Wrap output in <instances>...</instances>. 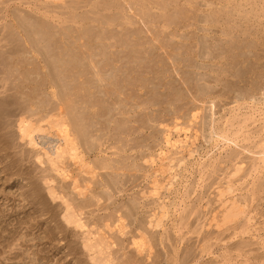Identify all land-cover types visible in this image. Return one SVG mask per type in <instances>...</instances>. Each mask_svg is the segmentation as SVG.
I'll use <instances>...</instances> for the list:
<instances>
[{"label": "bare ground", "instance_id": "bare-ground-1", "mask_svg": "<svg viewBox=\"0 0 264 264\" xmlns=\"http://www.w3.org/2000/svg\"><path fill=\"white\" fill-rule=\"evenodd\" d=\"M94 1H95V6L92 5V2H94ZM169 1L170 0H43V3L45 2V4H43L44 5L43 6V5H40L38 3L39 0H0V22L1 21H5V23H6L5 26L2 27V25H1V27H0L1 28V30H0V64H1L0 68H3L2 66H4V64H5V62H3V61H6V63H7V60L14 61L15 62L16 61L15 60L16 57H18V59H19L18 66L19 67H17V70L16 69L15 70L17 72H19L20 74L23 73L22 76H23V79L25 80V82L27 81V82L30 83L32 81V79L37 82L38 81V75H40L41 73L40 74L37 73L38 74L37 75L33 70H28L27 69L28 67L23 69V66L24 65H26V66L31 65L32 66V64H33L32 63V60L35 61V62H37L38 58H41V61L43 60V62L46 65L45 68L48 69V72H49V74H48L49 75V79H50L49 80V84L51 85V87L53 89H58L59 90L58 92H56L58 94L54 93V96L56 98H58L59 101H61L60 99L62 98V96L64 97V92H63V95L60 96L61 97L60 98L59 97V95H60L59 93H61V91H60V87L59 86H61V85L58 86V83L56 81V79H57L56 78V74H53V72H52L54 69L51 70L52 68L49 67L50 66V64H49L50 61L47 60V57L48 56L49 57H52L53 56V53L55 55V52L58 50V49H56L57 48L56 45L58 46L57 43L56 44L53 43L51 45V43L53 41H55V42L56 41L57 42L59 41V40H55L58 37H60V38L62 37L63 38L62 40L65 41L64 44H66V42H68V43H70V42H72V43H80L81 41H83L82 42L83 43V46L86 45L85 47L88 48V50H90L89 48L93 44V43H91V44L88 43L89 40L91 41V38L90 37L92 36V35L88 36L90 32H93V34L97 36L98 40L99 39L103 40V39H105V37L102 39L103 36H101L102 35L101 33L104 32L105 35L104 34L103 35L106 36L107 33L105 31L106 30L109 31L110 29H112V33L113 34L111 33V31H109L112 35H109L110 36L109 39L107 38L109 42H110V40H112V43H113V40L116 43H117V41L119 42V41H122L123 40L124 41L123 44H125L126 41H129V43H131V41H132L131 44H133L134 43V40H135L136 42L139 41L140 43H142L141 46L143 44H145V45L148 46L146 48H148L149 50H151V48H152V51H154L153 50V47H154L153 44L155 42H158V44H159V42H161V47H160V44H159V49H160V48H163L162 47V45H163V41L162 40L169 41V39H171V38H178V39L181 40L180 41V44L181 45H179V42H177V43L175 42L174 43L173 42L174 41L173 39H172V42H170V44L171 43L177 44L176 45L177 48H178V46L180 47L179 49L182 48V50H180L181 52L182 51H185L184 49L186 47L183 48V46L186 45L188 47L187 49L189 50V56L185 57V56H183V54L182 55H176L177 52L175 51L176 54L175 55L172 54L171 57H170L171 59H169L172 62L171 63L170 62L169 63L167 62L168 64H172L173 65V67L175 68L177 74H180L181 77L179 75H177V76L180 77V80L181 81L179 80V82L184 83V86L183 87H185V85H186V87H187L186 89H189V90H192V91L194 89L197 90L196 91L197 93L194 92V94L196 93V95H195L194 98L196 99V97H197V100H200V102L201 101H205V98L206 97H208L209 99L210 98H212V99L213 98H219L222 103H223V101H224L225 98H226V100H227V98L228 99L229 98H232V99L235 98L236 99V102H237L236 103L237 104V107H233L235 109H233L232 111L229 110L231 112L230 113V116L228 115L229 117L226 116V117L221 118V119H223V121L217 123L216 126H215V128H212L214 130L213 131L214 137L211 139V140H213V144L215 145V147L221 146L220 147L221 151H226L227 154L224 157H220V158L217 157V159H215L217 161L216 165H214L215 164L214 163L215 161H213L212 164H207L209 166H206L207 168H212V173L210 172L211 175L210 174L209 175L207 174L209 176L208 177L209 180L212 178L213 175L217 174L218 172H222L223 175H225L224 179H222V180H225L224 183H222L223 181H220L218 183L215 180L216 182L213 181L212 183L209 184L210 189H212V187L214 185H216V183L218 184L215 189L216 190L218 189L217 196H219V197H218L217 200L221 201V203H220L221 206H219V207H221L222 209L219 212H217V209H215L214 211H212L213 213L211 212L212 213V216H210L208 219L204 217L205 218V221L207 220L206 223L203 222L204 224H201V226L194 227V224L192 222H190V219L195 214H197V216L196 215L195 216L198 219H200L201 213H202V212L199 213V211L197 210L196 205L193 206V209L190 212H187V209L186 208H185L186 210L184 209L181 212V211H179V208H180L181 205L177 201V199H175L174 201L171 200L172 201L171 203H165L166 201L165 202H161L160 201L161 199L160 200L158 199L161 203L160 204H157V207L153 210V214L151 216H149V217H151L149 219V221L145 222L144 220L140 219L141 218L140 217L138 223L140 222V228L141 229H142L143 224H146V223L149 224L153 228L164 227L165 220L167 218H168L167 220H169V217L171 216V214L174 213L175 216H176V219L179 218V220H178L179 222H177V224H175V227H174V229H175V236L177 237V240H175L176 238H173L175 236L172 235L171 233H170L171 235L168 234V233H165V236H167V234L169 235V239H167V240H169L171 242V244H172L171 246H172L173 249L166 250V251H168V253H166V254L167 255L170 254L171 256L169 257V260L170 261L167 260V261H164V262H168V264H189V263H192V262H195V261L199 260L200 258H203L204 257V254H208L210 252V249H211L210 243L212 242V240L214 241L215 238H216L215 240H217V241L219 240V242H223L224 239L225 238H228V237H234L235 238L236 236H242V239H243L244 238L243 236L244 235L246 236V234L248 235V233H249V228L247 226H249L248 224H250V223H248V224H245L244 223V225L241 226V228L238 226V224H240L239 221L241 220V218L244 215L247 214V209L246 208H248V207H246L247 205L245 206L244 203H247L248 200L250 201V199H245L246 198L245 197L241 201V200L236 199L235 196L228 198L227 195L228 196L230 194L233 195L232 193H235L234 191L240 190V189H238L237 184L238 185H241L240 183H242V181H244L246 178H248L249 176H251L252 173H254L256 175V173L258 174V173L264 171V138L261 139V137L258 135L259 136V139H261V141H260V143L257 142L254 146L256 147V149H260L261 150V151L256 152V153H260L262 155L259 157V159L258 158L257 159H254L251 162L252 167L250 166L251 167L250 170L249 169L245 170V168H244V167H246V166H244V163L246 161L242 158V156H243V155H241L242 152H239L240 150L237 151V150L231 148V145H233V144H234V146L235 145H239V142H238L239 139H240L241 142H245V143L246 142L248 143V142H250L252 140V138L250 137L252 135H249L250 134L249 133L250 131L248 132V129H249L248 126L250 125L249 122L253 118V113L256 114L259 111L253 112L250 115H244L243 114L244 116H242V119H240L241 117H239L241 114L240 115H237V113H238V110H241L242 107H244L245 105H248L249 104L248 101H252L253 98L256 97L255 94L257 95L258 92L260 93V91L262 90L261 87H262V85H264V27H263V29L260 32H258L257 31L258 30L257 28H256L257 29L256 31L255 30L253 31V27L256 26L254 24H252L251 26L250 25H248V26L246 25V28H245V27L239 26V24H237L235 22L236 21L235 20L236 19L235 16L238 15V14H241L242 15V13H245V14H243L241 18H243V16H244V18H246V20H247V22H249V24L252 22L251 21V19H252L251 16H253L254 18H255V16L257 17V14H254V12H248L249 10L248 11L247 10L246 11H243L242 5H239L238 4L239 1L241 3V2H243V0H203L204 2L206 1L205 2V7H206V5L208 7V9L206 11H203L201 9V5H203V4H201L200 1H197V2L194 1L195 3L194 2H189V5L192 7V9L194 8V10L192 11V13H190V15H192V16H190L188 18H184L182 16V12H180V10L178 8H174V9H176V11H174V9H172L170 7L173 3L171 4V3H169ZM203 1H202V3H203ZM236 1H238V3ZM59 2H61L62 4H59ZM175 3H177V2H175ZM206 3H208V4H206ZM186 4H187V1H186ZM215 4H219V5H221V7H218L219 5L217 7H215L216 6ZM125 5H127V6H125ZM125 7H128V8L126 9ZM240 8H242V9H240ZM82 9L84 10L83 13L81 11ZM228 9H230V10L227 11ZM59 10L61 11V14H60V12L58 14L57 11H59ZM71 10H72V12L73 11L74 12L76 11V13L73 14L74 12L72 13ZM255 10H256V8H255ZM78 11H80L81 13L78 14L77 13ZM181 11H184V10L182 9ZM62 12H64V13H62ZM200 12H201V14L202 13H205V15H201ZM234 12H235V14H234ZM65 16H68V17L66 18ZM136 16L139 19H135ZM96 17H98L99 19L96 18ZM173 17H175V19H173ZM234 17H235V19H234ZM54 18H56V19H63L64 18L65 20H63V21L61 20L60 21L61 22V26L60 25H54V23L51 21V19H54ZM231 18H233L235 20L234 23L231 22V20H232ZM238 18H239V16H238ZM57 22H59V20ZM60 22H59V24H60ZM185 22L188 23V24L186 25ZM231 23L233 25L234 24L235 25L237 24V27H233V25ZM239 23H241V22H239ZM241 24H243V23H241ZM255 24H257V23H255ZM259 25L261 26V23ZM142 26H144L145 28H147V31H148V33L150 35L148 33L145 34L143 32V27ZM239 27H242V28H245V29L249 28L246 31L247 33L249 31V34H247V35L254 36V37L256 36L257 37L256 38V41L255 40H251L250 38H248V39L246 38L247 39L246 41H245V38L244 39L242 38L240 40V38H241L240 34H239L238 37H236L235 34H234V32H235V30L237 31L239 29ZM153 28H159L162 31V32H160L161 34H157L156 32H154L155 29L153 31ZM242 28H240L241 31H242ZM118 29L120 30V33H121L120 36L118 34H115L114 33V32H116V30L118 32ZM188 29H194L195 31L193 33L191 32L192 34L180 33L181 31L188 30ZM218 29L221 31V37H227V38L229 37L230 40H227V39L220 40L219 38H217L216 34H218V32H220ZM170 30H172V31L170 32ZM240 30H238V32ZM200 33H202V34H200ZM243 33H244V31H243ZM90 34H92V33H90ZM218 36L220 37V35H218ZM254 37L252 39H255ZM88 38H90V39L88 40ZM92 38H94V37H92ZM257 39L261 41L260 44H258L259 42L257 41ZM46 41H48V43L42 44L43 42H46ZM84 41H85V43H84ZM96 41L97 40H95L93 42H96ZM255 42H257V43H255ZM27 43H29V45L31 44L30 45V47H31L30 49L25 48V46L27 45ZM87 43L89 44V46L87 45ZM105 43H106V41H105ZM120 43H122V42H120ZM129 43H127V44H129ZM138 43H134V44H138ZM155 44H157V43H155ZM166 44H168V43L166 42L164 46H166ZM170 44H168V45H170ZM120 45L121 44H119V47L121 48ZM171 45H173V44H171ZM100 46H102V45H100ZM103 46L104 47H102V48L104 49L106 47V45L104 44ZM129 46H130V44H129ZM135 46H137V45H135ZM67 47H69V46H67ZM108 47H109V45H108ZM110 47H109V49H110ZM170 47L174 48L173 46H170ZM65 49L68 50V48H65ZM77 49H79V48H77ZM179 49H178V51H179ZM187 49H186V51H187ZM243 49H245L244 52H243ZM83 50H85V49H83ZM88 50H86V51H88ZM134 50H135V52L137 51L136 49H134ZM144 50H145V47H144ZM116 51H117V49H116ZM246 51H248V52H246ZM104 52H106V51H104ZM118 52H120V49L118 50ZM146 52H147V50H146ZM65 53H62V55L64 56ZM91 53H93V52L91 51ZM111 53H116V52H113L112 51ZM153 53L154 52H152V54ZM229 53H231V54L229 55ZM233 53H234V56L232 55ZM58 54H59V52H58ZM80 54H82V53H80ZM98 54H99V52H98ZM121 54L119 55V58L121 57ZM132 54H133V50H132ZM167 54H168V52H167ZM107 55H109V54H107ZM112 55H114V58L116 57V60L114 58L113 59L115 61H117L118 58H117L116 54H112ZM55 56H57V54ZM139 56H138V59L140 58ZM149 56H150V58L152 57L151 55H149ZM97 57H99V55H96V57L95 56L94 57H91L92 61H90V62H93L92 63L93 64V68L92 69L96 71V73H95V75L93 77H95V76L96 77H100L101 76L100 75L101 72H103V71L99 72L100 70H102V68H100L102 66H100L101 65V61L99 59L97 60ZM127 57H129V55ZM145 57H141V58H143V60L144 59L146 60V58L148 57V54H147V57L146 58ZM109 58H111V56ZM150 58H149V60H150ZM165 58H164L163 62L164 61L166 62L167 58H166V60H165ZM195 58H199L200 60L207 61L209 63V65L207 64L205 66L204 65L199 66V65H201L200 63H199V65L198 64L196 65L197 62L194 63V59ZM88 60L89 59L86 56V59H84V63H85V61L87 62ZM105 60H107V58H105ZM121 60L123 61V58ZM126 60H128V59H126ZM154 60L155 59L153 57V59L151 60V62L153 61V63H154ZM109 61H111V64H112V61H113L112 58H111V60L109 59ZM122 61H121V63H122ZM160 61L162 62V59ZM8 63L10 64V66H9V68H10L12 62L11 63L8 62ZM16 63H15V65H17ZM54 63H56V62H54V61L52 62L53 66H54ZM153 63H150V64H153ZM82 64H80V65H82ZM86 64H88V63H86ZM111 64H109L110 68L113 69V71H111V72L113 73L114 70H116V72L114 74L117 73V75H118V72L117 71H120V70L115 69V67H113L114 65L111 67ZM168 64H165V63L164 64H160L162 67L160 65H158L160 67V70L157 69V71H161L162 70L161 73H163V75L161 77L163 78V76H164V78H163L164 79V82L168 83L167 85L166 84L165 85L164 84L163 85L160 84L161 87L163 88L160 91V93L163 94L162 97H164V102L165 103L168 102L171 99V97H172L171 95H170L171 97L168 96L169 95V92L174 93V95L176 97V99H174L175 102H176V100H178L180 102L181 101V99H180L181 93L188 92V91H186L185 89H184L185 91L182 90V88L179 86L180 83L177 82L178 80H176V77L174 78V75H173V79H172V73H170V71H172V67H171V70L169 71L170 65L168 67ZM220 64H222V65L218 69V65H220ZM245 64H247V65L245 66V68H243V66ZM6 65L7 64H5V66ZM38 65L36 66L37 68H38ZM80 65H78V66H80ZM149 65H147V66L144 65V68H145V66L148 67ZM55 66H56V64H55ZM158 66L155 65V66H149V67L150 68L151 67L154 68V67H158ZM149 67L146 68V69L149 70ZM99 68H100V70L98 71ZM153 68H151V69H153ZM200 68L201 69L202 68L205 69L204 71H207L208 74L210 73L212 75H210V74L209 75L208 74L205 75L204 73H201V74L196 73V69L199 70ZM141 69H142V67H141ZM146 69H144V73L147 72ZM1 70L2 69H0V72H1ZM37 70H39V68L36 69V71ZM145 70H146V72H145ZM106 71H108V70H106ZM154 71L156 72V70H154ZM154 71L153 72L151 71L152 74L155 73ZM2 72H3V70H2ZM151 72H149V73H151ZM86 73H88V71ZM122 73H123V71H122ZM122 73H121V75H123ZM0 74H1V77H0V89L2 90V91L0 90V132L1 131H5L6 132V134L5 133L1 134L2 137H3L4 134H5L4 138L6 137V139H9V138H13L14 137L13 135H15V134H11L10 131H9L10 130L9 128H10L11 125L8 127L7 126V124H8L7 122L8 121H5V120L6 119L8 120V118L11 119V117L12 118L15 117L17 112H20V114L22 113V115H24V116L21 115V118L17 119V121H16V122H18L16 124H18L17 127H18V130H19L20 139L22 141L23 140H27L29 146H32L34 149H38V150L41 149V151H42V152L40 151V153L36 152L37 150L34 151V152H36V154H34V157H33V155L32 156L27 155V154H29L28 152L26 153V155L29 158L30 157H33L35 159V160L33 159L34 162L35 161L38 162L40 164V166L41 165H44V164L46 165L47 163H48L47 165H50V168H48L49 170H46V171H48L49 174H46V171L45 170L43 171V180H44L45 184H48V187H47V190L48 191H47V193H48L49 197H51V199H53L54 201L61 200L63 202V204H64L63 206H65L64 207L65 208V212L63 211V213H64V215H63L64 222H66L67 226H73L76 229H80V230L86 229V232H84L85 236L82 237L83 240H81V241H83L82 242V244H83L82 245L83 252L85 254H87V253L89 254V256L91 258L90 261H92L94 264H116L117 261L114 263V261L116 259L114 257L115 254L113 253V246H114V242L113 241L114 240L112 241L110 239L111 238L110 236L107 237V235H108L107 229L109 230V232L112 230V224H110V219L108 221H104V217H105L104 216L102 220L101 219L96 220L97 219L96 218L94 221H92V220L90 221L89 220L87 222V221H84L83 220L84 218H82V216L85 214L84 212L87 211L86 209H88L89 204L92 205V203L96 202L94 199H98L97 202L98 201H101V200L103 201V200H105V196L108 197L110 195L109 192H108L109 195H106L105 194V192L108 191V190L104 191V193H103V191L101 192V190L99 191V188L98 187L100 185L97 187L96 185H98V184L97 183H94V178L96 176H99L98 171L100 172V171H104V170L107 171L108 169L109 170L110 169L111 170L114 169L115 171L124 172V171H122V169L127 170L129 167H131V165H126L125 166L122 163V160L121 159H120L121 161L119 160V162H118V160L115 159V162H114V163H116V165H115L112 160H111L112 161L111 162L108 159H106V158L104 159L102 157V154H104L105 151H106V150H104V147H106V144L109 143L112 139L110 137L111 135L106 139L105 133L103 134V132H102L104 129L106 130V128L105 127L103 128V126L101 125V128L103 129L102 130L99 127L97 128V125L99 124V126H100V123H102L101 121H103V119L105 117H106L105 119H107L109 123H110V121H114L113 123H115V122H117V119H116L117 115H123V116L130 115L131 112L135 109V106L131 105L132 103L130 102L131 103L130 104L131 106L129 107L128 106V103H129L130 100L129 99L127 100L126 98L125 99L128 101V103H126L127 105L122 103V102H124L125 99H123L122 101H119L120 95L124 93V92L122 93L121 90H123L124 88L121 89V90L118 88V85L117 84H119V82L117 83L118 80L116 81L115 77L113 76L114 79L112 80V84L114 85L115 84L114 81H115L116 82L115 85L117 87L116 86L115 87L113 86V89L110 88L111 90H114V88H115V90L112 93L110 92L111 95L110 96L108 95V96H109V98L111 96L114 97L115 98V101H113L114 102L113 104L111 103L112 101L111 102L109 101L110 103H108V105L106 104L107 105L106 107L105 106L101 107V109L102 108H105V110H106L104 113L103 112L101 113V116H98V115L95 114L97 116V117H95V116H93L94 114L93 115L91 114V107L89 106V103L90 102H89L88 99L87 100H88L89 103L86 101L88 104L87 103H84V106L81 105L82 102L80 100L83 98V101H84V97H82L81 99H78L79 102H81V104L78 103V105H81L82 107L81 106L80 107L82 109H81V111L78 112V115H76L75 118L74 117L72 118V116H71L70 113L73 114V112L71 110H69L70 111L69 113H66L68 111L67 109L70 108V107H72L71 105L74 103V99L72 100L73 103H72L71 100H69V101H71V103H70L71 105L69 104V101L66 102V105L69 104L70 107H69V105L68 106L65 105V102H64L65 99L64 98H63L64 100H62L63 102L62 101L60 102V103H63L64 104V105L62 104L63 107L62 106L61 107L62 108L65 107V109H66L65 113L66 114L64 113V111H60V110L57 109L58 104L56 105V107H55V105L52 106L51 108L47 107L48 108V113L46 112V114H44L42 112L43 108H42L41 104L43 103V101H44V104H45L46 101L43 100L42 98H40V100H42V102H39V99L38 98L40 97V95L38 96L36 94L35 95V99H34L35 101L34 100L31 101L32 102V105L35 106V109L36 110L34 111V113L30 112L32 114H31V119H29L28 117H26L27 116L26 114L29 115L28 112L30 110L28 109V107H26V108L24 107L27 104L25 103L24 106H22L23 104H21L22 107L20 106V104L18 106V103H19L18 101H19V98L20 97L19 98H16L15 96H17V95L14 96V93L15 92H13V94H12L11 88H10L11 84H9L10 86H8V83L11 80V78H10L11 77L10 76L11 74L10 75L8 74L7 69H6V74H7V76L9 75L10 77H5V76L2 77L3 74L2 73H0ZM103 74L108 76V74H105L104 72H103ZM109 74H110V76H112V74L110 72H109ZM158 74H160V72H158ZM4 75H5V73H4ZM14 75L17 76V74H14ZM14 75L12 74V76H14ZM130 75H128V76H130ZM150 75H149V77H147L148 78L147 80H149V79L151 80ZM200 75H202V76H200ZM81 76H82V73H81ZM155 76H152L151 75L152 78L153 77L155 78ZM102 78H104V80H105L107 77H102ZM108 78H110V77H108ZM154 78L152 79L153 82H154ZM162 78H159V80L161 81ZM136 79H138V78H136ZM15 80L14 81L17 82V80L18 81L19 80L21 81L22 79L15 78ZM24 80H22L23 81V84H24ZM147 80H145V81L142 80V83H146ZM157 80L158 79H156V81ZM159 80H158V84H159ZM210 80H213L214 83H216L215 84L216 85L215 87H218V88L220 87V88L219 89L217 88L218 90L212 89V88H208L209 86H207L206 84H208V82ZM78 81H79V79H78ZM97 81L98 80L95 79V82L96 83H97ZM156 81L154 82V84L156 83ZM92 84H93V82H92ZM136 84H137V82H136ZM158 84H155V86L158 85ZM17 85H19V84L17 83L16 86ZM67 85L68 86H71L70 84H67ZM180 85H182V84H180ZM19 86H17V87H19ZM40 86H39V88H40ZM86 86H87V84H86ZM102 86L105 88L106 85L105 86L102 85ZM107 86H109L108 83H107ZM133 86H135V85H133ZM159 86H158V88H159ZM119 87H121V85H119ZM12 88L15 89L14 86ZM26 88H27V86H26ZM64 88H67V87H64ZM97 88H98V86H97ZM141 88L146 89L148 91V93L151 91V90L149 91V86H147V85L146 86H141ZM152 88H150V89H152ZM29 89H30V87H29ZM34 89L32 88V91ZM67 89H65V90H67ZM85 89L87 90L88 88H85ZM94 89H95V92H96V88L93 87V91H94ZM39 90H42V89H39ZM73 90H71V91H73ZM98 90H100V89H98ZM125 90H126V88H125ZM152 90H155V91L158 90L157 92H159V89L153 88ZM16 91H17V89H16ZM21 91H22V89H21ZM32 91L31 92L29 91V93H31V94H29L27 92V94H29V96L26 94V96H28V98L25 97V99H28V102H29V100H30L31 97L34 98L32 96L33 95L32 93H34L35 90L33 92ZM83 91H84V87H83ZM109 91L110 90L108 89L107 92H109ZM147 91H146V94L148 96ZM182 91H184V92H182ZM36 92H37V90H36ZM39 92L40 91H38L37 93H39ZM98 92H96V93H98ZM104 92H105V90H104ZM99 93L102 94V92H99ZM156 93H153L154 94L153 96H155V95L158 96ZM23 94H24V92H23ZM77 94H78V92H77ZM125 94H126V92H125ZM132 94H133V92H132ZM134 94H135V92H134ZM70 96H71V93H70ZM81 96H83V95L81 94ZM84 96H86V95H84ZM100 96L102 97V95H100ZM100 96H99V98H100ZM103 96H106V95L104 94ZM133 96L135 97V95H133ZM142 96H140V97H142ZM89 97H90V95H89ZM150 97L153 98L152 96H150ZM162 97H159V99L162 98ZM165 97L166 98H170V99L167 101V99ZM189 97H191V96L189 95ZM130 98H132V97H130ZM155 98L157 99V97H154L151 100L152 101H154V100L157 101ZM67 99H68V97H67ZM67 99L65 101H67ZM121 99H122V97H121ZM138 99H139V97L136 98V102L137 103H138V101H137ZM165 99H166V101H165ZM182 99L184 100V98H182ZM23 100H22V102L24 103L26 100L25 101H23ZM48 100L50 101L51 99L49 98ZM48 100H47V102H49ZM75 100H77V99H75ZM144 100H146V99H144ZM215 100L213 99L212 102L215 101ZM229 100H231V99H229ZM161 101L162 100L160 99V103L158 101H157V103L154 102L155 103L154 106L159 105V107H160L161 106ZM106 102H107V100H106ZM145 102H144V104L142 106H146L145 105ZM151 102H149L150 105H153V103L151 104ZM164 102H163V104H164ZM212 102H210V103H212ZM253 102H254V104L252 106V109H256V110H259V108L261 106L260 104H264V102H258V101L256 102V100L253 101ZM170 103H172V100H170ZM231 103H233V102L231 101L229 104H231ZM52 104L53 103H51V105ZM175 104H174L175 109H177V110L179 109L181 111V108H183V107L181 106L179 108V105L180 104H178V103H177L178 104L177 105L178 107H176ZM75 105H77V103ZM135 105H137V104H135ZM197 106L196 107L188 106V107H190V108H188V112L190 114V118L188 117L189 119H187L182 124L178 123V121H179L180 118H179V115H177V114L176 115L174 114V116H173L174 122H172L171 124L169 123L170 122V119H169V122H167V123L164 122L163 125H164L165 130L163 129V132L160 133L161 136H162V141L160 142V144L158 143L159 144V148L157 147L158 144L155 147L153 145H151V146H153V149L156 148V147L158 149L156 151L150 152L149 154H145L144 152H143L144 153L143 154L142 151H141L142 156L140 154L141 159L145 163H149V164H152L154 166V164H157V163L160 162V164H158V166H157L158 169L154 171L155 174L156 173H160V174L164 175V174H166V173L169 172V176H168V179H167L169 181L167 183V185L170 186V187H167V190H169V191H170V189L172 187L175 186L174 185V181L176 180V177H178V173H177L176 170H178V168L181 167V166H183V165H185V167H186L187 166V161L186 160L188 159L187 156L192 157L194 155V152H196V150H197L196 149L194 151V150L191 149L192 146L191 145L189 146L190 142H192L194 144L195 141L198 140V138H199L198 137V133L201 130V129L200 130H196L194 127H191V124L192 123L194 124L200 118L199 117V114L200 113L198 112ZM201 106H202V104H201ZM73 107H75V109H76L77 106H74L73 105ZM138 107H139V105H138ZM147 107L148 106H146V108ZM184 107H185V105H184ZM203 107H204V105H203ZM222 107H223V105H222ZM22 108L25 110L24 112H23ZM136 108H137V106H136ZM223 109H224V107H223ZM61 110H64V109H61ZM167 110L168 109H166L164 111H167ZM170 110H171V108H170ZM177 110H175L176 113H177ZM185 110H187V109H185ZM260 110L262 111V108ZM73 111L76 112L77 110H73ZM96 111L99 112V109L96 110ZM56 112H59V113H56ZM167 112H169V111H167ZM171 112H172V110H171ZM158 113H160V112L157 110V114ZM161 113H162V110H161ZM173 113H175V112H173ZM75 114L76 113H74L73 115H75ZM170 114L171 113L169 112V115ZM201 114H204V109H203V111H202ZM246 114H248V113H246ZM135 115H137V114H135ZM135 115H133V116H135ZM138 115H141V114H138ZM146 115H147V113H146ZM148 115H150V118L147 117L149 119L148 122H151L152 120L150 121V119H151L152 116H151L150 113ZM158 115H160V114H158ZM162 115L163 114H161V116ZM169 115H166L165 114V116H169ZM133 116H131V117H133ZM141 116L143 117V115H141ZM165 116H163V117H165ZM207 116H209V115H207ZM32 117H37V119L35 121H32L33 120ZM131 117H130V119L132 120ZM136 117H138V116H136ZM136 117H135V119L133 118V121L136 120ZM144 117H145V114H144ZM155 117L156 116H154V120H157L158 119L157 121L160 122L159 118L156 117V119H155ZM138 118L136 120V123H138L137 122L138 121ZM166 118L167 117H165V119ZM201 118H203V117L201 116ZM118 119H120V118L118 117ZM142 119H144V118H142ZM171 119H172V117H171ZM12 120H14V118L10 120V123L9 124H11ZM124 120H125V118H124ZM128 120H129V118H128ZM139 120H140V118H139ZM145 120H147V119H145ZM145 120H143V122ZM166 120L168 121V119H166ZM163 121H164V119H163ZM163 121H161V122L163 123ZM141 122L139 123L140 125H141ZM5 123H7V124H5ZM44 123H46V126L45 127L42 126V124H44ZM251 123H252V121H251ZM12 124H13V122H12ZM122 124H120V125H122ZM5 125L7 127H5ZM105 125H107V124H105ZM115 125H117V127L119 126L116 123H115ZM12 126H11V129H12ZM213 126H214V124H213ZM142 128H146V127H142ZM149 128H150V130L153 129V127H150V126H149ZM149 128H147V130ZM161 128H163V127H161ZM192 128H194V132H195V135H193L194 136V141L193 140L191 141L192 136L189 135L190 133H192V131L188 134V132L190 130H192ZM116 129H118V128H116ZM204 130L201 131V132H204ZM53 131H55V132H53ZM132 131L129 132V133H132ZM173 131H175L178 134L177 135L178 137H174ZM154 132H157V131L154 130ZM182 132L185 133V137L184 138L180 136V134ZM136 133H138V132L136 131ZM258 133H260V132H258ZM40 134H46V136H40ZM157 134H158V132H157ZM153 135H156V134L153 133ZM211 135H212V133H211ZM156 136H154L155 139H156ZM159 138H161V137H159ZM15 139L16 138H14L13 140L12 139H9V140L10 141H15ZM109 139H111V140H109ZM5 140H3L2 138H0V143H2V145H3V142ZM9 140L7 142H9ZM116 140L118 142L120 139L118 138ZM147 140H149V139H147ZM121 141H123V140H121ZM117 142H114V144L117 143ZM123 143H124V141L122 142V144ZM7 144H11V145L13 144L14 145L13 142L12 143L9 142ZM122 144H120V145H122ZM149 144H148V146H149ZM250 144H251V142H250ZM13 145H12V147H13ZM124 145H126V144H123V146ZM139 145L140 144H138V147H136V148H139ZM240 145H242V144H240ZM3 146H5V145H3ZM7 146H9V145H7ZM126 147L127 146H124L122 150L125 151ZM131 147H127V149L128 148H131ZM141 147H143V146H140V149H141ZM145 147H146V145H145ZM9 148H10V151H11L12 149H11L10 146H9ZM13 148H15V146ZM111 148H115V147H111ZM247 148L245 147V149L244 148H242V149L244 151L248 150V151H250V152L253 153V150H251L252 148L251 149L250 148L247 149ZM180 149L187 151V154L185 155L182 152H176L177 150H180ZM0 150H2V149H0ZM173 150H175V151L173 152ZM3 151H4V149H3ZM10 151H9V153H10ZM248 151H246V152H248ZM5 152H6V150H5ZM90 152H92V153L93 152H97L99 154V157L97 158V160L94 163L93 162L90 163V161L88 162L86 160L87 159L86 158L87 157V154H89ZM7 154H8V152H7ZM23 154L25 156V153H23ZM31 154H33V153H31ZM170 154H172V155H170ZM254 154H255V152H254ZM10 155L12 156V154H10ZM10 155H9V157H10ZM27 156H26V158L25 157L24 158L27 159L28 158ZM89 156H90V154H89ZM137 156L139 157V155H137ZM137 156H135V157H137ZM6 157L8 159V156H6ZM117 157H118V155H117ZM0 158H1V156H0ZM45 158H47V161H44ZM126 158H127V155H126ZM1 160H2V158H1ZM28 160H32V159H28ZM19 161H20V157H19ZM166 161H167V163H166ZM2 162H5V161L3 160ZM9 162H11V160ZM22 162H23V159H22L21 163ZM28 162H30V161H28ZM120 162L123 165L120 164ZM10 164H7V168H8V166ZM13 164H16L17 165L18 163H13ZM71 164H73V165H77V164L79 165L80 164L81 165L80 168H83V169L86 168V170L84 171V174L86 173V176L88 175L87 177L90 176V179L89 180L87 179L88 181L87 180L86 181L83 180L84 183H82L80 180L76 179V175L73 172L75 170L72 171V169H71V166L72 165ZM173 164H175V165H173ZM119 165H120V167H119ZM138 165H139V163H138ZM139 166L133 165L134 168L135 167H137L138 169L139 168H144V167H139ZM176 167H178V168L176 169ZM206 167L204 166V168H206ZM14 169H15V167H14ZM8 170H10V169H8ZM114 170H113V172H114ZM130 170H127V172H129ZM140 170H142V169H140ZM174 170L176 171V173L175 172L172 173V171H174ZM26 172H28V171H26ZM130 172H132V171H130ZM147 172H145V173H146V176H148V177L151 178V180H152V182H151L152 187H151V190H149V192H147L145 194H147V197H148V195L149 196H152V197H158V196L161 195V189H163L165 187V185L158 180L157 176H155L154 174H152V176H150V173H148L149 174L148 175ZM8 173H11V172H8ZM18 173H17V176L18 175H21L20 174L21 172L19 174ZM242 173H243V175H242ZM24 174H26L25 171H24ZM125 174H126V172H125ZM205 174H204V171L201 170V173H200V180H201V182L202 181L204 182V179H205L204 178L205 177L204 175ZM102 175L103 174H101L100 176H102ZM112 175H115V174H112ZM119 175H120V173H119ZM121 175H122V173H121ZM132 175H133V173H132ZM135 175H133V176H135ZM217 175H219V173ZM255 175H253V176H255ZM104 176H103V178H104ZM57 177L60 178L61 181H62V183H65V184L67 183L65 181H68V180H71L72 181L73 180V184H72L73 186H71L72 189L69 187L70 185L67 186L69 184V181H68V183L66 185H64V184L61 183V181L60 182L57 181ZM31 178H29V179H31ZM86 178H84V179H86ZM112 178L116 179L117 178V175L114 176V177H112ZM174 178H175V180H174ZM235 178H237V179L235 180ZM79 179H81V177ZM106 179L107 178H105V180ZM114 179H112L110 183L107 182V185H108V188L110 189V191L113 189V192H117V191H114V187L118 186V182H116ZM117 179H119V178H117ZM256 179H257V177H256ZM256 179H254V181H253L254 183L253 184H250V185H253V188L252 189L250 188V191H248V192H250V194H249L250 195L249 196L250 198H252V197L254 198V196H257L258 194L260 195V193L261 194L263 193L261 191L264 189L263 188L264 183L263 184L262 183L261 184L260 183H255V180ZM125 180H127V179H125ZM172 180H174V181H172ZM107 181H109V180H107ZM124 183H125V181H124ZM101 185H102V183H101ZM37 187H39V186L36 184L35 181L30 182V187H29V190L28 191L31 193L30 196H31L32 200L34 199L36 201L37 200L39 201L38 202V205H39V203H41V202H43L45 200V197H42L43 194L41 195V192H37V190H38ZM206 187L209 188L207 185H206ZM116 189L117 188H115V190ZM203 189H205V188H203ZM210 189H208V190H210ZM40 190H38V191H40ZM32 191H34V192H32ZM118 191H119V189H118ZM185 191H187V190H185ZM200 191H201V189H200ZM88 192L91 194V198L90 199H93V201L92 200H89L92 203L91 202L90 203L88 202V198H89L87 196ZM140 192H142V191H140ZM192 192L194 193V191H192ZM208 192H206V194ZM118 193H121V192H118ZM177 193H178V191H177ZM142 194L144 195V193H142ZM40 195H41V197H39ZM114 195H115V193H114ZM185 195H187V194H185ZM188 195L189 196H192L190 194H188ZM144 196H146V195H144ZM78 197H82L83 199L82 200H79ZM112 197H114V196L112 195ZM183 197H184V195H183ZM222 198H224V199H222ZM41 199H43V200L41 201ZM197 199H198V197H197ZM163 200L164 199H162V201ZM202 200H205V198L203 196H200L199 201H198L199 202V205H200V203H201ZM106 201L107 200H105V202ZM132 201L135 202L136 200H132ZM180 201H181V204H182V202L183 203L185 202V200L184 201L180 200ZM219 201H217V203ZM250 202H252V201H250ZM250 202H248V203H250ZM44 203L45 202H43V205H44ZM252 204H253V202H252ZM40 205H42V203ZM127 205H128L129 212L128 213H125V214L122 213L121 215H119V217L117 218V220L113 223V227L115 228L114 230L117 229L118 230V233L120 235L121 234H123V235L126 234V230L130 227V226L128 227V225H126V222L129 219L130 214L132 212L133 213L135 212L133 210L134 209L137 210V208H135L134 205H133V208H132V205L131 206L129 204H127ZM136 205L138 206L137 203H136ZM250 206H252V205L250 204ZM40 207H42V206H40ZM47 207H49V205L46 206V210L48 209ZM108 207H107V209H109ZM42 208L45 209V207H42ZM122 208H121V210H122ZM98 209H100V208H98ZM117 211H120V210L117 209ZM215 211H216V213H215ZM14 212H12V213L10 212V213L13 214ZM0 213H1L0 214V220L2 218L7 217L8 215H11V214L6 213V211L1 212V210H0ZM48 213H50V212H48ZM209 213H210V211H209ZM208 216H206V217H208ZM134 217L136 219V216H134ZM247 217L249 218V216H247ZM256 217H257V215H256ZM100 218H101V216H100ZM130 219H131L130 221L133 222L134 219L132 220V215H131V218ZM251 220H252V218H249L248 219V222H250ZM213 224H214V226H213ZM138 225L139 224H137V226ZM241 225H242V223H241ZM207 226H209L208 229H210L211 226H213V228L215 227L218 230L219 229H222L223 230V229L226 228L225 230H227L228 232H230L228 229H230V228L233 229L234 228L235 229V230L233 229L234 230V233H233L234 235L230 236V235L227 234L228 235L227 237H225L224 239H220V237L223 238L222 236L224 235V233H219L218 234V237H214V235H211L210 233H205V232H208V231L204 230V229H206L204 227H207ZM143 227H147V226L144 225ZM93 229H96L97 232H93ZM105 229H106L107 233H106V231H104ZM141 229L140 230L138 229V234L137 235H134L131 238L132 239V243L131 244L135 248V251L140 256L141 255H144L145 254L144 252H146L145 257L147 255V258H148L147 260L152 259V261H151L152 264H157V262L161 260V258H160V260H157V258L159 259V256H161V254L160 255H159V253L156 254V257L154 258L153 257V253H154L153 251L156 250L154 248H158V247H155L154 246V242H156V240L158 241V237L156 238L155 233L148 234L147 232H145L144 231L145 228H143V230H141ZM185 229L187 230V232L184 233L183 230H185ZM96 230H94V231H96ZM164 230L165 229H163V231ZM257 230L258 229H256V231ZM54 231H53V234L51 232V234H50L51 236L49 237V240H51L52 242H54L57 239V237L55 235L56 233H54ZM203 231H205V232L202 233ZM238 231H241V232L239 233ZM166 232H167V230H166ZM181 232H183V233H181ZM149 233H151V232H149ZM188 234H190V235L191 234L192 235L193 234H196V235H198V236L201 237V239L199 241L200 248H201V251H199V253H200L199 255H197L195 253V250L193 249V245H191L190 243H187V245H185L186 246L185 249L183 250L184 251V256L182 255V252L183 251L181 252V256H180V251L182 250V249L180 250V244L183 241H185L186 236ZM213 234H214V232H213ZM220 235H222V236H220ZM47 237H48V235H47ZM161 238H162V236H161ZM188 238L186 240H188ZM3 239L4 240H7L5 238H3ZM242 239H240V240L238 239L239 242L236 243L235 245L231 246L230 248H228L229 250L227 248L226 249L224 248L225 251L224 250H223L224 252L222 251L223 253H221V257H220L222 259L221 261L213 260L214 262L215 261L216 262L215 263H205V264H250L252 261H255V260L256 261H262L264 263V254H259L258 253V250L259 249L253 248L254 249L253 250L252 249V245H253L252 242L250 243V241H246V240H244V239L242 240ZM41 240H44V238H41ZM117 240L118 239H116V242L115 243L116 244H121L119 242L117 243ZM164 240H166V238ZM231 240H232V238H231ZM263 240H264V237H263ZM41 242H43V241H41ZM159 242H160V240H159ZM217 243L218 242H216V244ZM161 244L164 245L165 249H167L169 247V246L165 245V244H168V243H165L164 244L163 242H161ZM159 247H160V245H159ZM247 248H249V249L247 250ZM262 248H264V242H263ZM11 251H10V253H11ZM73 251H75V250L72 249L71 252H73ZM254 251H257L258 254L256 252H254ZM5 252L6 251H4V254H5ZM76 253H78V251H76ZM254 253H256V254H254ZM6 254H7V252H6ZM67 254L69 255V253H67ZM252 254H254V255L252 256ZM74 255H76V254H74ZM124 255H125V252H124ZM157 255H159V256H157ZM14 256H16V254ZM71 256H73V255L71 254ZM17 257H18V254H17ZM117 258H119V256ZM8 259L10 260V258H8ZM4 260H5V258H4ZM45 260H48V258L43 257V256H40L37 253V256H35V258H33L30 262H31V264H46ZM119 260H121V259H119ZM127 262H126V264H127ZM82 263H83V261H81V264ZM121 263H122V260H121ZM117 264H118V262H117Z\"/></svg>", "mask_w": 264, "mask_h": 264}, {"label": "rangeland", "instance_id": "rangeland-1", "mask_svg": "<svg viewBox=\"0 0 264 264\" xmlns=\"http://www.w3.org/2000/svg\"><path fill=\"white\" fill-rule=\"evenodd\" d=\"M186 1H187V4H186ZM197 2V1H200L201 2V4H203V5H201V9L203 10V11H206L207 9H208V7H207V5H206V7H205V2L203 1V0H170L169 1V3H173L170 7L172 8V9H174V8H178L179 10H180V12H182V16L184 17V18H188V17H190V16H192V15H190V13H192V11L194 10V8L192 9V7L189 5V2ZM202 1H203V3H202ZM247 1V2H246ZM250 1V2H249ZM41 2V3H40ZM175 2H177V3H175ZM179 2V3H178ZM194 2V3H195ZM237 3H238V1H236ZM255 2V3H254ZM40 5H43V4H45V2L43 3V0H39V2H38ZM236 3V4H237ZM242 3V4H241ZM240 3V1H239V5H242V8H243V11H248V12H254V14H257V17L255 16V18L253 17V16H251V18L253 19H251V23L249 24V22H247V20H246V18H244V16H243V18H241L242 17V15L243 14H245V13H242V15L241 14H238V15H236L235 17H236V19H235V17H234V19L236 20H234L233 18H231L232 20H231V22H233L234 23V21L237 23V24H239V26H242V27H245L246 28V25L248 26V25H252V24H254V25H256V26H254L253 27V31L255 30H257L258 32H260L262 29H263V27H264V0H243V2H241ZM58 4V3H57ZM59 4H62L61 2H59ZM58 4V5H59ZM176 4V5H175ZM206 4H208V3H206ZM92 5L93 6H95V1L94 2H92ZM216 5V6H215ZM214 6L215 7H217L219 4H215ZM44 6V5H43ZM125 6H127V5H125ZM179 6V7H178ZM183 6V7H182ZM218 7H221V5H219ZM126 9L128 8V7H125ZM242 8H240V9H242ZM255 8H256V10H255ZM184 10V11H181V10ZM230 9H228L227 11H229ZM82 11V13L84 12V10L82 9L81 10ZM87 11V10H86ZM174 11H176V9H174ZM58 12V14H59V12H60V14H61V11L59 10V11H57ZM71 12H72V10H71ZM74 12V11H73ZM72 12V13H73ZM256 12V13H255ZM258 12V13H257ZM62 13H64V12H62ZM76 13V11L73 13V14H75ZM78 14L79 13H81L80 11H78L77 12ZM157 14V13H156ZM184 14V15H183ZM199 14V13H198ZM200 14H201V12H200ZM199 14V15H200ZM234 14H235V12H234ZM260 14V15H259ZM201 15H205V13H202ZM241 15V16H240ZM44 16V15H43ZM61 16V15H60ZM238 16H239V18H238ZM63 17V16H62ZM66 18L68 17V16H65ZM64 17V18H65ZM56 19V18H54V19H51V21L54 23V25H60L61 26V20L63 21V20H65V19ZM96 18H98V17H96ZM99 19V18H98ZM135 19H139V18H137V16L135 17ZM173 19H175V17H173ZM240 19V20H239ZM242 19V20H241ZM59 20V22H60V24H59V22H57ZM178 20V19H177ZM244 20V21H243ZM246 20V21H245ZM256 20V21H255ZM182 21V20H181ZM239 22H241V23H243V24H241V23H239ZM186 23V22H185ZM245 23V24H244ZM247 23V24H246ZM255 23H257V24H255ZM261 23V26L259 25V24ZM4 24V25H3ZM5 21H1L0 22V27H1V25H2V27L3 26H5ZM188 23H186V25H187ZM232 24V23H231ZM237 24L234 26L233 24V27H237ZM245 25V26H244ZM258 25V26H257ZM263 25V26H262ZM249 26V27H250ZM143 27V32L145 33V34H147L148 33V31H147V28H145L144 26H142ZM175 27V26H174ZM242 27H239V29L238 30H240V28H242ZM145 28V29H144ZM245 28H242V31L240 30L239 32H238V30L236 31L235 30V32H234V34H235V36L236 37H238L239 36V34H240V36H241V38H240V40L243 38H245V41L248 39V38H250L251 40H255L256 41V36L254 37V36H250V35H247V34H249V31H248V33L246 32L249 28H247V29H245ZM255 28V29H254ZM257 28V29H256ZM60 29V28H59ZM154 29H155V31H154ZM0 30H1V28H0ZM219 30V29H218ZM59 31V30H58ZM57 31V32H58ZM105 31V30H104ZM109 31H111V33H112V29H110ZM109 31H105L106 33H107V37L106 36H104L105 35V33L104 32H102L101 34V36H103L102 37V39L105 37V39H103V40H101V39H99L98 40V38H97V36L96 35H94L93 34V32H90V33H92V34H90L89 33V35L88 36H90V35H92L90 38H91V41L89 40L90 38H88V43L89 44H91V43H93L92 44V46L89 48L90 50H88V48H86L85 46L86 45H84L83 46V41H81L80 43H72V42H70V43H68V42H66V44H64L65 43V41L64 40H62L63 38L61 37H58V38H54L55 40H59L58 42L56 41H51L52 43H51V45L53 44V43H57L58 44V46L60 47H58L57 45H56V49H58L56 52H55V55L57 54V56H55L54 55V53H53V56L52 57H49L48 55V57H47V60L48 61H50V66L49 67H51L52 69L51 70H53L52 72H53V74H56V81H57V83H58V86L59 85H61V86H59L60 87V91H61V93H59L60 95H59V97L60 96H62L63 95V92H64V97L62 96V98L60 99L61 101L62 100H66L67 99V97H68V99H67V101H65L64 100V102H65V105H66V102H68L69 100H73L74 99V103L76 104L77 103V105H75L74 103H73V101H72V105L70 104L71 103V101H69V104L72 106V107H70V105H69V107L70 108H68L67 110V112L66 113H69L70 111L69 110H71L72 112H73V114L74 113H76L75 115H73L72 113H70L71 114V116H72V118L74 117H76V115H78V112L79 111H81V105H83L84 106V103H87L88 102V100H89V106L91 107V114L93 115V116H95V117H97L96 115H98V116H101V113L103 112H105L106 110H105V108H102L101 109V107H103V106H107L108 105V103H110L111 101V103L113 104L114 102L113 101H115V98L114 97H110L109 98V96L111 95V93L115 90V88H114V90H111V89H113V86L115 87L116 85V82L114 81V85L112 84V80L114 79L113 78V76L115 77V79H116V81H117V83L119 82V84H117L118 85V88L121 90V89H123V90H121L122 91V93L123 94H121L120 95V99H119V101H122L123 99H129L130 101H129V103H128V101L125 99L124 100V102H122L123 104H126V103H128V106L130 107L131 105H133V106H135V109L131 112V114L130 115H125V116H123V115H117V117H116V119H117V122H115L116 124H118L119 126L117 127V125H115V123H113L114 121H110V123L108 122V120L107 119H103V121H101L102 123H100V126H99V124L97 125V128L99 127L100 129H102L101 128V125L103 126V128L105 127L106 128V130L104 129H102L103 131V134L105 133V137H106V139L110 136L111 137V139H109V140H111L109 143H107L106 144V147H104V150H106L105 151V153L104 154H102V157L105 159H108L109 161H113V163L115 162V159L116 160H118V162H119V160L121 159L122 160V163L126 166V165H131V167H129L127 170H130V171H132V172H127V170H124V169H122V171H124V172H119V171H115L114 169V172H113V170H104V171H98V174H99V176H96L95 178H94V183H97L98 185H96L98 188H99V191L101 190V192L103 191V193H104V191H106V190H108V191H106L105 192V194L106 195H109L108 197H106L105 196V200H107L106 202H105V200H101V201H98L97 202V200L98 199H94L96 202H94V203H92L91 201H89V200H92L93 201V199H90L91 198V194L88 192V194H87V196L89 197H87L88 198V202L90 203H92V205H90L89 204V206H88V209H86L87 211L86 212H84L85 214L82 216V218H84L83 220L84 221H94L96 218V220H99V219H103V217H104V221H108L109 219H110V224H112V230L109 232V230L107 229V231H108V235H107V237L108 236H110L111 238V240L114 242V246H113V253L115 254L114 255V257H115V261H114V263L117 261L118 262V264H126V262H127V264H152V259H150V260H147L148 258H147V255H146V257H145V254H146V252H144L145 254L144 255H139L136 251H135V248L132 246V237L134 236V235H137L138 234V229L140 230L141 228H140V222L138 223V221H139V218L140 219H142V220H144L145 222H147V221H149V219L151 218V217H149V216H151L152 214H153V210L157 207V204H160L161 202H165V203H171L172 201H174L175 199H177V201L180 203V208H179V211H181L182 212V210H184L185 208L187 209V212H190L192 209H193V206H195L196 205V207H197V210L199 211V213L200 212H202L201 213V217H200V219H198L196 216H197V214H195V215H193L192 216V218L190 219V222H192L193 224H194V227H199V226H201V224H204V223H206V221H205V218H209L210 216H212V211H214L215 209H217V212H219L222 208L221 207H219V206H221L220 205V203H221V201H219V200H217L218 199V197L219 196H217V193H218V189L216 190L215 188L217 187V183H216V185H214L213 187H212V189H210V187H209V184L210 183H212L213 181H217L218 183L220 182V181H223L222 183H224V181L225 180H222V179H224V177H225V175H223V173L222 172H218L219 173V175H217V174H215V175H213L212 176V178L209 180L208 179V175L210 174L211 175V173H212V168H207L206 166H209V165H207V164H212V162L213 161H215L213 164L214 165H216V163H217V161L215 160V159H217V157H224V156H226V154H227V152L226 151H221V149H220V147L221 146H217V147H215V145L213 144V140H211L213 137H214V134H213V129L212 128H215V126H216V124L217 123H219V122H221V121H223V119H221V118H223V117H226V116H230V111H232L233 109H235V108H233V107H237V102H236V99L235 98H229V99H231V100H229L228 98H227V100H226V98L224 99V101H223V103L221 102V100L219 99V98H213L215 101H213L212 102V98H208V97H206L205 98V101H201L200 102V100H197V97H196V99L194 98L195 97V95H196V91L197 90H189V89H186L187 87H186V85H185V87H183L184 86V83H182V82H179V80H180V74H177V72H176V70H175V68L173 67V65L172 64H168L169 62L171 63L172 61H170L169 59H171L170 57H171V55L172 54H176V52H177V54L176 55H182L183 54V56H185V57H187V56H189V50L187 49L188 47L185 45V46H183V48H185L184 50L185 51H180V50H182V48L181 49H179L180 47L178 46V48L176 47V45L177 44H174L175 42L177 43V42H179V45H181L180 44V39H178V38H171V39H169V41H164V40H162L163 41V45H162V47L163 48H160L159 49V44H160V47H161V42H159V44H158V42H155V43H157V44H153L154 45V47H153V50L154 51H152V48H151V50H149L148 48H146V47H148L147 45H145V44H143L142 46H141V44L142 43H140L139 41V43L138 42H136L135 40H134V43H138V44H131L132 43V41H131V43H129V41H126L125 42V44H123L124 43V41L122 40V41H117V43L113 40V43H112V40H110V42L108 41V39H109V35H112ZM114 31V30H113ZM153 31L154 32H156L157 34H161L160 32H162L159 28H153ZM172 30H170V32H171ZM195 30L194 29H188V30H183V31H181L180 33H185V34H192L193 32H194ZM220 31V30H219ZM243 31H244V33H243ZM109 32V33H108ZM122 32V31H121ZM177 32V31H176ZM192 32V33H191ZM238 32V33H237ZM98 33V32H97ZM115 34H118L119 36H120V30L118 29V32H117V30H116V32H114ZM246 33V34H245ZM104 34V35H103ZM149 34V33H148ZM200 34H202V33H200ZM233 34V35H234ZM237 34V35H236ZM242 34V35H241ZM150 35V34H149ZM218 35H220V37H221V31L220 32H218V34H216V36H217V38H219L220 40H223V39H227V40H230V38L228 37H219ZM246 35V36H245ZM87 36V37H88ZM122 36V35H121ZM190 36V35H189ZM92 37H94V38H92ZM255 38V39H252V38ZM96 38V39H95ZM100 38V37H99ZM108 38V39H107ZM247 38V39H246ZM172 39L174 40L173 42L174 43H171V44H173V45H171L170 44V42H172ZM249 39V40H250ZM95 40H97L96 42H93V41H95ZM101 40V41H100ZM171 40V41H170ZM13 41V40H12ZM49 41V40H48ZM48 41H46V42H43L42 44H45V43H48ZM105 41H106V43H105ZM257 41L259 42L258 44H260V40H258L257 39ZM120 42H122V43H120ZM168 43V44H170V45H168V44H166V46H164L165 45V43ZM50 43V42H49ZM68 43V44H67ZM84 43H85V41H84ZM87 43V45L89 46V44ZM98 43V44H97ZM127 43H129L130 44V46H129V44H127ZM255 43H257V42H255ZM25 44V43H24ZM97 44V45H96ZM102 45V46H100V45ZM106 45V47L103 49L102 47H104L103 45ZM116 44V45H115ZM119 44H121L120 46H121V48L119 47ZM140 44V45H139ZM31 45V44H30ZM30 45H29V43H27V45L25 46V48H28V49H30L31 47H30ZM108 45H109V47H110V49H109V47H108ZM118 45V46H117ZM123 45V46H122ZM135 45H137V46H135ZM55 46V45H54ZM67 46H69V47H67ZM77 46V47H76ZM170 46H173L174 48H172V47H170ZM76 47V48H75ZM81 47V48H80ZM115 47V48H114ZM127 47V48H126ZM143 47V48H142ZM144 47H145V50H144ZM158 47V48H157ZM167 47V48H166ZM182 47V46H181ZM65 48H68V50H66ZM70 48V49H69ZM72 48V49H71ZM77 48H79V49H77ZM101 50H99V49ZM136 49L137 51L135 52V50L134 49ZM171 48V49H170ZM81 49V50H80ZM83 49H85V50H83ZM116 49H117V51H116ZM120 49V52H118V50ZM176 49V50H175ZM178 49H179V51H178ZM186 49H187V51H186ZM66 50V51H65ZM86 50H88V51H86ZM132 50H133V54H132ZM141 52H140V51ZM146 50H147V52H146ZM156 50V51H155ZM170 50V51H169ZM196 50V49H195ZM247 50V49H246ZM62 51V52H61ZM64 51V52H63ZM91 51L93 52V53H91ZM104 51H106V52H104ZM116 52V53H111V52ZM122 51V52H121ZM126 51V52H125ZM176 51V52H175ZM245 51V49H243V52ZM58 52H59V54H58ZM68 54H66V53ZM71 52V53H70ZM98 52H99V54H98ZM103 52V53H102ZM152 52H154L153 54H152ZM167 52H168V54H167ZM175 52V53H174ZM186 52V53H185ZM246 52H248V51H246ZM62 53H65L64 54V56L62 55ZM80 53H82V54H80ZM105 53V54H104ZM122 53V54H121ZM127 53V54H126ZM170 53V54H169ZM47 54V53H46ZM107 54H109L110 56H111V58H112V60L114 61H112V64H111V61H109V59L111 60V58H109L110 56L109 55H107ZM112 54H116V56H117V61H115L116 60V57L114 58V55H112ZM118 54V55H117ZM121 54V57L123 58V61L121 60L122 58L120 57L119 58V55ZM145 54V55H144ZM147 54H148V57H147ZM231 53H229V55H230ZM245 54V53H244ZM96 55H99V57H97V60L99 59L100 61H101V65L100 66H102V67H100V68H102V70H100V68L98 69V71L99 72H101V71H103L105 74H108V76L107 75H104L103 74V72H101V78L102 77H107L106 79L108 80H104V78H100V77H93L94 75H95V73H96V71L95 70H93L92 68H93V62H90V61H92V59H91V57H96ZM129 55V57H127ZM133 55V56H132ZM140 55V56H139ZM144 55V56H143ZM149 55H151L152 57V59H153V57H154V63H153V61L151 62V58H150V56ZM154 55V56H153ZM233 56H234V53L232 54ZM246 55V54H245ZM68 56V57H67ZM72 56V57H71ZM86 56H87V58L89 59L87 62L85 61V63H84V59H86ZM107 56V57H106ZM109 56V57H108ZM138 56L140 57L139 59H138ZM147 58H146V57ZM54 57V58H53ZM74 57V58H73ZM107 58V60H105V58ZM127 57V58H126ZM141 57H145L146 58V60L144 61L143 60V58H141ZM158 57V58H157ZM160 57V58H159ZM162 57V58H161ZM167 58V60H166V58ZM169 57V58H168ZM83 58V59H82ZM109 58V59H108ZM115 60H114V59ZM149 58H150V60H149ZM164 58H165V60H166V62L164 61L163 62V60H164ZM23 59V58H22ZM96 59V58H95ZM126 59H128V60H126ZM162 59V62L160 61ZM16 61L14 62V61H9V60H7V63H6V61H3V62H5V64H7L6 66H5V64H4V66H2L3 68H0V69H2L3 70V72L5 73V75H4V73L2 72V70H1V72L0 73H2L3 74V76L2 77H10L11 78V80H10V82L8 83V86H10L9 84H11V86H10V88H11V92H12V94H13V92H15L14 93V96L15 95H17V96H15L16 98H19V103H18V106H19V104H20V106H21V104H23L22 106H24V104L26 103L27 105H25L24 107L26 108V107H28V109L30 110H28L29 112V115L28 114H26L27 116L26 117H28L29 119H31V114L32 113H34V111L36 110L35 109V106H33L32 105V100H34L35 99V95L37 94L38 96L40 95V97L38 98L39 99V102H42V100H40V98H42L43 100H45L46 102H45V104H44V101H43V103L41 104V106H42V108H43V110H42V112L44 113V114H46V112L48 113V108L47 107H49V108H51L52 106H54L55 105V107H56V105L58 104V107H57V109L58 110H60V111H64V113H65V111H66V109H65V107L64 108H62L63 107V103H60L61 101H59V99L58 98H56L55 96H54V93H56V92H58L59 90L58 89H53L52 87H51V85L49 84V72H48V69H46L45 67H46V65H45V63L43 62V60L41 61V58H38V60H37V62H35V61H33L32 60V66L31 65H29V66H26V65H24L23 66V69L24 68H27L28 70H33L36 74L38 73V74H40V75H38V83L35 81V80H33L32 79V81L29 83V82H25V80L23 79V76H22V74L23 73H19V72H17L16 70H17V67H19L18 66V63H19V59H18V57H16V59H15ZM24 60V59H23ZM22 60V61H23ZM54 62H56V63H54V66H53V64H52V62L53 61ZM75 60V61H74ZM78 60V61H77ZM80 60V61H79ZM94 60V59H93ZM105 60V61H104ZM122 61V63H121V61ZM125 60V61H124ZM143 62H142V61ZM83 61V62H82ZM103 61V62H102ZM120 63H119V62ZM132 61V62H131ZM149 63H148V62ZM158 61V62H157ZM8 62H12L11 63V67L9 68V66H10V64L8 63ZM17 62V63H16ZM81 62V63H80ZM160 62V63H159ZM168 62V63H167ZM197 62V63H196ZM203 62V63H202ZM224 62V61H223ZM226 62V61H225ZM15 63L17 64V65H15ZM35 63V64H34ZM83 63V64H82ZM86 63H88V64H86ZM147 63V64H146ZM150 63H153V64H150ZM168 64V67H169V65H170V69H169V71L171 70V67H172V71H170V73H172V79H173V75H174V78L176 77V80H178L177 82H179L180 84H182V85H180L179 83V86L182 88V90H186V91H188V92H184V91H182V92H184V93H181V97H180V99H181V101L179 102L178 100H176V102L174 101V99H176V97H175V95H174V93H172V92H169V95L168 96H170L171 97V99L170 98H166L167 99V101L170 99V100H172V103H170V100L168 101V102H164V97H162V93H160V91L163 89L162 87H161V85L160 84H168V83H166V82H164V76H163V78L161 77L162 75H163V73H161V71H157V69L158 70H160V67L158 66V65H160V64ZM194 63H196V65L198 64L199 65V63L201 64V65H199V66H202V65H209V63L207 62V61H204V60H200L199 58H195L194 59ZM39 64V65H38ZM55 64H56V66H55ZM59 64V65H58ZM80 65V64H82V65H80V66H78V65ZM109 64H111V67L113 66V67H115V69H118V70H120V71H117L118 72V75H117V73L116 74H114L115 72H116V70H114V72L112 73L111 71H113V69L112 68H110V66H109ZM123 64V65H122ZM150 64V65H149ZM38 65V68H39V70H37L36 71V69H38L36 66ZM45 65V66H44ZM67 65V66H66ZM73 65V66H72ZM116 65V66H115ZM121 65V66H120ZM126 65V66H125ZM143 65V66H142ZM144 65H149V66H158V67H151V68H153V69H151L149 66V70H147L146 68H148V67H146L145 66V68H144ZM222 64H220V65H218V69H219V67L221 66ZM247 64H245L244 66H243V68H245V66H246ZM0 66H1V64H0ZM91 66V67H90ZM161 66V65H160ZM55 67V68H54ZM104 67V68H103ZM119 67V68H118ZM123 69H122V68ZM141 67H142V69H141ZM162 67V66H161ZM7 69V72H8V74L10 75H8L7 76V74H6V69ZM13 68V69H12ZM32 68V69H31ZM36 68V69H35ZM62 68V69H61ZM91 68V69H90ZM174 68V69H173ZM16 69V70H15ZM41 69V70H40ZM84 69V70H83ZM108 70V71H106V70ZM111 69V70H110ZM125 69V70H124ZM144 69H146L147 70V72H146V70H145V72L146 73H144ZM162 69V68H161ZM201 69V68H200ZM198 70V69H196V73H198V74H201V73H204L205 75L206 74H208V72L207 71H204L205 69H201V70ZM105 70V71H104ZM137 70V71H136ZM143 72H142V71ZM154 70H156V72L154 71ZM175 70V71H174ZM23 71V70H22ZM39 71V72H38ZM47 71V72H46ZM88 71V73H86V72ZM122 71H123V73H122ZM131 71V72H130ZM139 71V72H138ZM154 71L155 73H153L152 74V72ZM92 72V73H91ZM109 72L112 74V76H110V74H109ZM149 72H151V73H149ZM158 72H160V74H158ZM81 73H82V76H81ZM121 73L123 74V75H121ZM142 73V74H141ZM148 73V74H147ZM12 74L14 75V74H17V76H12ZM20 74V75H19ZM43 74V75H42ZM59 74V75H58ZM65 74V75H64ZM76 74V75H75ZM114 74V75H113ZM131 74V75H130ZM141 74V75H140ZM146 74V75H145ZM152 76H155L156 74V76H155V78L156 79H158L159 80V78H162L161 79V81L159 80V84H158V80L156 81V79L154 78V82L156 81V83L155 84H158V85H156L155 86V84H154V82H153V78L151 77V75ZM203 74V75H204ZM210 74V73H209ZM208 74V75H209ZM125 75V76H124ZM127 75V76H126ZM128 75H130V76H128ZM134 75V76H133ZM140 75V76H139ZM149 75H150V78H151V80L149 79V80H147L148 78L147 77H149ZM160 75V76H159ZM177 75H179V76H177ZM204 75V76H205ZM210 75H212V74H210ZM19 76V77H18ZM90 76V77H89ZM117 76V77H116ZM200 76H202V75H200ZM0 77H1V74H0ZM86 77V78H85ZM108 77H110V78H108ZM158 77V78H157ZM15 78H17V79H22V80H24V84H23V81L21 80H17V82H15L16 80H15ZM136 78H138V79H136ZM15 81H14V80ZM42 79V80H41ZM66 81H65V80ZM77 79V80H76ZM78 79H79V81H78ZM95 79H97L98 81H97V83L95 82ZM120 79V80H119ZM136 79V80H135ZM13 80V81H12ZM100 80V81H99ZM142 80L143 81H145V80H147L146 81V83H142ZM61 81V82H60ZM85 81V82H84ZM167 81V80H166ZM181 81V80H180ZM211 81V82H210ZM209 82H208V84H206L207 86H209L208 88H212V89H216V90H218L219 88L218 87H215L216 85V83H214V81L213 80H210ZM14 82V83H13ZM84 82V83H83ZM92 82H93V84L95 85H93L92 84ZM95 82V83H94ZM122 82V83H121ZM128 82V83H127ZM136 82H137V84H136ZM140 82V83H139ZM19 84V85H17V86H19V87H17L16 86V84ZM45 83V84H44ZM100 83V84H99ZM107 83H108V85L109 86H107ZM130 83V84H129ZM135 83V84H134ZM39 84V85H38ZM49 84V85H48ZM64 84V85H63ZM67 84H70L71 86H68ZM86 84H87V86H86ZM91 84V85H90ZM141 84V85H140ZM145 84V85H144ZM211 84V85H210ZM41 85V86H40ZM44 85V86H43ZM93 85V86H92ZM101 85V86H100ZM102 85H106L105 86V88L107 89H105ZM119 85H121V87H119ZM133 85H135V86H133ZM138 85V86H137ZM149 86V93H148V91L146 90V89H143V88H141V86ZM160 85V86H159ZM15 87V89H13L12 87ZM23 86V87H22ZM26 86H27V88H26ZM39 86H40V88H39ZM97 86H98V88H97ZM100 86V87H99ZM140 86V87H139ZM158 86H159V88H158ZM17 87V88H16ZM29 87H30V89H29ZM64 87H67V88H64ZM71 87V88H70ZM74 87V88H73ZM83 87H84V91H83ZM93 87L94 88H96V92H102V94L101 93H96L95 92V89H94V91H93ZM103 87V88H102ZM109 87V88H108ZM117 87V86H116ZM134 87V88H133ZM155 88V89H159V92H157L158 90H152L153 88ZM161 87V88H160ZM214 87V88H213ZM264 85H262V87H261V91H260V93L258 92L257 93V95L255 94V98H253V100L252 101H248V105H245L244 107H242V109L241 110H238V113H237V115H240L239 117H241L240 119H242V116H244V115H250V114H252L253 112H257V111H259V112H257L256 114L255 113H253V118H252V123H251V121L249 122V126H248V132L250 133H248L249 135H252V136H250L251 138H252V140L250 141L251 142V144H250V142H241L240 141V139L238 140V142H239V145H235L234 146V144L233 145H231V148L232 149H235V150H237V151H239V152H242V154L241 155H243L242 156V158L246 161L245 163H244V166H246V167H244L245 168V170H247V169H251V167H252V164H251V162L254 160V159H259V157L262 155V154H260V153H256V152H259V151H261L260 149H256V147L254 146L257 142L258 143H260V141H261V139L262 138H264V104H260L259 106H260V108H259V110H256V109H252V106H253V104H254V102L253 101H255L256 100V102L258 101V102H264ZM8 88V87H7ZM9 88V89H10ZM25 88V89H24ZM32 88L35 90V92L34 93H32L33 95V97L34 98H30V100H29V102H28V99H25V97L26 98H28V96H29V94H31V93H29V91L31 92L32 91ZM70 88V89H69ZM76 88V89H75ZM85 88H88L87 90L85 89ZM111 88V89H110ZM125 88H126V90H125ZM150 88H152V89H150ZM218 88V89H217ZM16 89H17V91H16ZM21 89H22V91H21ZM28 89V90H27ZM39 89H42V90H39ZM65 89H67V90H65ZM74 89V90H73ZM98 89H100V90H98ZM105 90V92H104V90ZM108 89L110 90L109 92H107L108 91ZM138 89V90H137ZM1 90V89H0ZM13 90V91H12ZM15 90V91H14ZM19 90V91H18ZM33 90V91H34ZM36 90H37V92L38 91H40L39 93H37L36 92ZM56 90V91H55ZM71 90H73V91H71ZM86 90V91H85ZM2 91V90H1ZM21 91V92H20ZM32 91V92H33ZM137 91V92H136ZM145 91V92H144ZM146 91H147V93H148V96H147V94H146ZM215 91V90H214ZM23 92H24V94H23ZM27 92L29 93V94H27ZM52 92V93H51ZM77 92H78V94H77ZM88 92V93H87ZM95 94H94V93ZM111 92V93H110ZM125 92H126V94H125ZM132 92H133V94H132ZM134 92H135V94H134ZM157 92V93H156ZM194 92H196L195 94H194ZM21 93V94H20ZM69 93V94H68ZM70 93H71V96H70ZM76 93V94H75ZM84 93V94H83ZM94 95H93V94ZM106 95V96H103L104 94ZM108 93V94H107ZM143 93V94H142ZM145 93V94H144ZM153 93H156L158 96H153L154 94ZM26 94L28 95V96H26ZM42 94V95H41ZM56 94H58V93H56ZM75 94V95H74ZM81 94L83 95V96H81ZM90 95V97H89V95ZM97 94V95H96ZM132 94V95H131ZM151 94V95H150ZM186 94V95H185ZM191 96V97H189V95ZM52 95V96H51ZM79 97H78V96ZM84 95H86V96H84ZM93 95V96H92ZM100 95H102V97L100 96ZM109 95V96H108ZM131 95V96H130ZM133 95H135V97L133 96ZM143 95V96H142ZM160 95V96H159ZM194 95V96H193ZM24 96V97H23ZM31 96V95H30ZM42 96V97H41ZM51 96V97H50ZM96 98H95V97ZM99 96H100V98H99ZM140 96H142V97H140ZM150 96H152L153 98L154 97H157V101L160 103V99L162 100L161 101V106L159 107V105H157V106H154V102H156L157 103V101H152L151 99H153V98H151ZM51 99L50 101L48 100L49 98ZM76 97V98H75ZM82 97H84V101H83V98ZM121 97H122V99H121ZM130 97H134L133 99L132 98H130ZM139 97V99L137 100L138 101V103L136 102V98H138ZM149 97V98H148ZM159 97H162V98H160L159 99ZM175 97V98H174ZM64 98V99H63ZM82 98V99H81ZM90 98V99H89ZM95 98V99H94ZM114 100H113V99ZM143 98V99H142ZM148 98V99H147ZM173 98V99H172ZM182 98H184V100L182 99ZM208 98V99H207ZM24 99V100H23ZM58 99V100H57ZM75 99H81L80 101L82 102V104H81V102H79V100L77 101V100H75ZM88 99V100H87ZM144 99H146V100H144ZM166 99H165V101H166ZM218 99V100H217ZM21 100V101H20ZM22 100L23 101H25L24 103L22 102ZM47 100L49 101V102H47ZM57 100V101H56ZM100 100V101H99ZM106 100H107V102H106ZM144 100V101H143ZM151 102V104L153 103V105H150V103L148 102ZM220 100V101H219ZM35 101V100H34ZM87 101V102H86ZM95 101V102H94ZM110 101V102H109ZM127 101V102H126ZM146 101V102H145ZM178 101V102H177ZM196 101V102H195ZM212 102V103H210V102ZM217 101V102H216ZM233 102V103H231V104H229L230 102ZM22 102V103H21ZM63 102V101H62ZM103 102V103H102ZM132 104H131V103ZM135 102V103H134ZM143 102V103H142ZM144 102H145V105L146 106H148L147 108H146V106H142L143 104H144ZM163 102H164V104H163ZM193 102V103H192ZM220 102V103H219ZM225 102V103H224ZM235 102V103H234ZM17 103V102H16ZM48 103V104H47ZM51 103H53L52 105H51ZM61 105H60V104ZM78 103H80L81 105H78ZM87 103V104H88ZM142 103V104H141ZM149 103V104H148ZM170 103V104H169ZM176 103V104H175ZM180 104L179 105V108L182 106L183 108H181V111L179 112L177 109H175V107H174V104L176 105V107H178L177 105L178 104ZM228 103V104H227ZM29 104V105H28ZM47 104V105H46ZM63 104V105H62ZM104 104V105H103ZM107 104V105H106ZM131 104V105H130ZM135 104H137V105H135ZM141 104V105H140ZM169 104V105H168ZM190 104V105H189ZM194 104V105H193ZM201 104H202V106H201ZM236 104V105H235ZM68 105H66V106H68ZM73 105L74 106H77L76 107V109H75V107H73ZM93 105V106H92ZM127 105V104H126ZM138 105H139V107H138ZM184 105H185V107H184ZM198 105V106H197ZM200 105V106H199ZM203 105H204V107H203ZM219 105V106H218ZM221 105V106H220ZM222 105H223V107H224V109H223V107H222ZM263 105V106H262ZM21 106V107H22ZM62 106V107H61ZM81 106V107H80ZM136 106H137V108H136ZM188 106H192V107H196L197 106V108H198V112L200 113L199 114V119L193 124H191V127H194L196 130H200L199 131V133H198V140H196L195 141V143L193 144L192 142H190V144H189V146L191 145L192 147H191V149L192 150H196V152H194V155L192 156V157H189V156H187V166L185 167V165H183V166H181V167H176V169L178 168V170H176L177 171V173H178V177H176V180H175V178H174V180H172V181H174V187H172L171 189H170V191L169 190H167V187H170L169 185H167V183L169 182L167 179H168V176H169V172L168 173H166V174H164V175H162V174H160V173H154V171L155 170H157L158 169V164H160V162L159 163H157V164H154V166L152 165V164H149V163H145V162H143V160L141 159V156H142V154H141V151H142V153L144 152L145 154H149L150 152H152V151H156L158 148H159V144H160V142L162 141V136H161V132H163V129L165 130V128H164V122H169V119H170V124L172 123V122H174V120H173V116H174V114L176 115H179V121H178V123H180V124H182V123H184L187 119H189L190 118V114H189V112H188V108H190V107H188ZM218 106V107H217ZM23 107V108H24ZM80 107V108H79ZM174 107V108H173ZM247 107V108H246ZM250 107V108H249ZM22 108V110H23V112L25 111L24 109ZM45 108V109H44ZM64 109V110H61V109ZM74 108V109H73ZM140 108V109H139ZM146 108V109H145ZM165 108V109H164ZM170 108H171V110H172V112H171V110H170ZM204 109V114H201L202 113V111H203V109ZM232 108V109H231ZM262 108V111L260 110ZM20 109V108H19ZM99 109V112L98 111H96V110H98ZM160 109V110H159ZM166 109H168L167 111H169L171 114L169 115V112H167V111H164V110H166ZM185 109H187V110H185ZM219 109V110H218ZM50 110V109H49ZM57 110V111H58ZM73 110H77L76 112L75 111H73ZM136 110V111H135ZM157 110L160 112V113H158V114H160V115H158L157 114ZM161 110H162V113H161ZM175 110H177V113H176V111ZM230 110V111H229ZM253 110V111H252ZM59 111V112H60ZM141 113H140V112ZM153 111V112H152ZM183 111V112H182ZM186 111V112H185ZM22 112V111H21ZM30 112H32V113H30ZM59 112H56V113H59ZM153 114H152V113ZM173 112H175V113H173ZM179 112V113H178ZM225 112V113H224ZM65 113V114H66ZM81 113V112H80ZM99 113V114H98ZM143 113V114H142ZM146 113H147V115H146ZM151 114V119H150V121L151 122H148L149 121V119L147 118V117H149L150 118V115H148V114ZM173 113V114H172ZM182 113V114H181ZM189 115H188V114ZM246 113H248V114H246ZM20 112H17L16 113V118L15 117H13L14 118V120H12V122H13V124H12V122H11V124H9L10 123V120L11 119H13L12 117H11V119L10 118H8V120L6 119L5 121H8L7 123L9 124H7V123H5V124H7V126L9 127L10 125L12 126V129H11V126H10V133L11 134H15V135H13L12 137L13 138H9V139H14V138H16L15 139V141H10L9 139H6V137L4 138V136H5V134H6V132L5 131H1L0 132V135L1 134H3V133H5L4 135H3V137H2V135L0 136V138H2L3 140H5L4 142H3V145H5V146H3L2 145V143H0V149H2V150H0V156H1V158H2V160H1V158H0V210H1V212H4V211H6V213H8V214H11L12 212H14L13 214H11V215H8L7 217H5V218H2L1 220H0V264H31V260L33 259V258H35V256H37V253H38V255H40V256H43V257H46V258H48V260H45V262H46V264H81V261H83V263L82 264H94L92 261H90V256H89V254L87 253V254H85L84 252H83V247H82V242L83 241H81V240H83L82 239V237H84L85 236V234H84V232H86V229H84V230H80V229H76L75 227H73V226H67V224H66V222H64V219H63V215H64V213H63V211L65 212V206H63L64 204H63V202L61 201V200H56V201H54L53 199H51V197H49V195H48V193H47V187H48V184H45V182H44V180H43V171L45 170H49L48 168H50V165H41L40 166V164L38 163V162H34V154H36V152H38V153H40V151H41V149H34L32 146H29V144H28V142H27V140H21L20 139V134H19V130H18V127H17V125L18 124H16V123H18V122H16L17 121V119H19V118H21V115H22V113L20 114ZM96 114V115H95ZM135 114H137V115H135ZM138 114H141V115H143V117L141 116V115H138ZM144 114H145V117H144ZM161 114H163L162 116H161ZM165 114L166 115H169V116H165ZM244 114V115H243ZM19 117H18V116ZM133 115H135V116H133ZM185 115V116H184ZM207 115H209V116H207ZM22 116H24V115H22ZM131 116H133V117H131ZM136 116H138L139 118H140V120H139V118L138 117H136ZM154 116H156V117H158L159 118V120H160V122L159 121H157V120H154ZM160 116V117H159ZM163 116H165V117H167L166 119H168V121L165 119V117H163ZM181 116V117H180ZM184 116V117H183ZM201 116L203 117V118H201ZM228 116V117H229ZM18 117V118H17ZM118 117L120 118V119H118ZM123 117V118H122ZM130 117L132 118V120L130 119ZM135 117H136V120H137V118H138V123H136V120L135 121H133V118L135 119ZM156 117H155V119H156ZM162 117V118H161ZM171 117H172V119H171ZM189 117V118H188ZM124 118H125V120H124ZM128 118H129V120H128ZM142 118H144V119H142ZM161 118V119H160ZM214 118V119H213ZM10 119V120H9ZM32 121H35L36 119H37V117H32ZM145 119H147V120H145ZM163 119H164V121H163ZM201 119V120H200ZM212 119V120H211ZM121 120V121H120ZM143 120H145L144 122H143ZM166 120V121H165ZM172 120V121H171ZM220 120V121H219ZM255 120V121H254ZM19 121V120H18ZM96 121V120H95ZM129 121V122H128ZM131 121V122H130ZM143 123H142V122ZM158 123H157V122ZM161 121H163V123L161 122ZM181 121V122H180ZM202 121V122H201ZM208 121V122H207ZM259 121V122H258ZM108 122V123H107ZM126 124H125V123ZM141 122V125L139 124ZM211 122V123H210ZM215 122V123H214ZM123 123V124H122ZM146 123V124H145ZM165 123V124H166ZM105 124H107V125H105ZM111 124V125H110ZM120 124H122V125H120ZM146 126H145V125ZM148 124V125H147ZM150 124V125H149ZM213 124H214V126H213ZM193 125V126H192ZM198 125V126H197ZM201 125V126H200ZM204 125V126H203ZM237 125V124H236ZM256 125V126H255ZM6 125H5V127H7ZM42 126L43 127H45L46 126V123H44V124H42ZM141 126V127H140ZM149 126L150 127H153V129H151L150 130V128H149ZM203 126V127H202ZM213 126V127H212ZM142 127H146V128H142ZM161 127H163V128H161ZM237 127V126H236ZM115 128V129H114ZM116 128H118V129H116ZM147 128H149L148 130H147ZM194 128H192V130H190L189 132H188V134L192 131V133H190L189 135H191L192 136V138H191V141L193 140L194 141V136L193 135H195V132H194ZM205 130H204V129ZM157 129V130H156ZM204 130V132H201V131H203ZM258 129V130H257ZM262 129V130H261ZM133 130V131H132ZM135 130V131H134ZM154 130L155 131H157L158 132V134H157V132H154ZM12 131V132H11ZM106 131V132H105ZM122 131V132H121ZM125 131V132H124ZM132 131V133H129V132H131ZM136 131L138 132V133H136ZM206 131V132H205ZM253 131V132H252ZM256 131V132H255ZM14 132V133H13ZM53 132H55V131H53ZM109 132V133H108ZM134 132V133H133ZM175 131H173V134H174V137H178L177 135V133L175 132ZM258 132H260V133H258ZM107 133V134H106ZM114 133V134H113ZM152 133V134H151ZM153 133H155L156 135H153ZM211 133H212V135H211ZM256 133V134H255ZM184 134V135H183ZM116 135V136H115ZM210 135V136H209ZM261 137V139H259V136ZM40 136H46V134H40ZM153 136V137H152ZM154 136H156V139L154 138ZM180 136L181 137H185V133L184 132H182L181 134H180ZM202 136V137H201ZM212 136V137H211ZM256 136V137H255ZM8 137V136H7ZM10 137V136H9ZM114 139H113V138ZM152 137V138H151ZM159 137H161V138H159ZM120 139L118 142H117V140L116 139ZM182 138V139H183ZM210 140H209V139ZM255 140H254V139ZM147 139H149V140H147ZM154 139V140H153ZM160 139V140H159ZM9 140V142H13L14 143V145H13V147L15 146V148H13L12 147V145L11 144H7V143H9V142H7ZM116 140V141H115ZM121 140H123L124 141V143L123 144H126V145H124V146H127V147H131V148H128L127 149V147H126V149H125V151L124 150H122L123 149V144H122V142L123 141H121ZM157 140V141H156ZM27 143H26V142ZM117 142V143H115L114 144V142ZM212 141V142H211ZM255 141V142H254ZM132 142V143H131ZM140 142V143H139ZM155 142V143H154ZM241 142V143H240ZM16 143V144H15ZM113 143V144H112ZM128 143V144H127ZM131 143V144H130ZM150 143V144H149ZM152 143V144H151ZM154 143V144H153ZM159 143V144H158ZM193 145H192V144ZM28 144V145H27ZM120 144H122V145H120ZM130 144V145H129ZM134 144V145H133ZM138 144H140L139 145V148H136V147H138ZM148 144H149V146H148ZM158 144V145H157ZM240 144H242V145H240ZM7 145H9L10 147H11V151H10V148H9V146H7ZM18 147H17V146ZM129 145V146H128ZM145 145H146V147H145ZM151 145H153L154 147L157 145V147L156 148H154L153 149V146H151ZM188 145V144H187ZM226 145V144H225ZM250 145V146H249ZM7 146V147H6ZM120 148H119V147ZM140 146H143V147H141V149H140ZM214 146V147H213ZM238 146V147H237ZM242 146V147H241ZM247 148H252L251 150H253V153L252 152H250V151H248V150H246V151H248V152H246V151H244L242 148H244L245 149V147ZM4 147V148H3ZM110 147V148H109ZM111 147H115V148H111ZM134 147V148H133ZM148 147V148H147ZM152 149H151V148ZM254 147V148H253ZM9 148V149H8ZM247 148V149H248ZM3 149H4V151H3ZM136 149V150H135ZM138 149V150H137ZM144 149V150H143ZM5 150H6V152H5ZM37 150V151H36ZM181 150V151H180ZM180 150H177L176 152H182V153H184L185 155L187 154V151H185V150H182V149H180ZM9 151H10V153H9ZM30 151V152H29ZM33 151V152H32ZM34 151H36V152H34ZM120 151V152H119ZM175 150H173V152H174ZM7 152H8V154H7ZM29 153V154H27V155H29V156H32L33 155V157H28L27 155H26V153ZM42 152V151H41ZM147 152V153H146ZM198 152V153H197ZM254 152H255V154H254ZM23 153H25V156H24V154ZM31 153H33V154H31ZM115 153V154H114ZM120 153V154H119ZM143 153V154H144ZM246 153V154H245ZM6 154V155H5ZM10 154H12V156L10 155ZM89 154H90V156H89ZM89 154H87V161L89 162L90 161V163L91 162H95L96 160H97V158L99 157V154L97 153V152H90ZM108 154V155H107ZM139 155V157L137 156V155ZM140 154H141V156H140ZM221 154V155H220ZM9 155H10V157H9ZM22 155V156H21ZM98 155V156H97ZM117 155H118V157H117ZM120 155V156H119ZM122 155V156H121ZM126 155H127V158H126ZM129 155V156H128ZM170 155H172V154H170ZM220 155V156H219ZM4 156V157H3ZM6 156H8V159H7V157ZM26 156L28 157L27 159H25L26 158ZM135 156H137V157H135ZM13 157V158H12ZM19 157H20V161H19ZM25 157V158H24ZM96 159H95V158ZM117 157V158H116ZM247 157V158H246ZM4 158V159H3ZM12 158V159H11ZM110 158V159H109ZM113 158V159H112ZM139 158V159H138ZM190 158V159H189ZM15 159V160H14ZM22 159H23V162L21 163V161H22ZM28 159H32V160H28ZM34 159V160H33ZM133 159V160H132ZM135 159V160H134ZM5 161V162H2V161ZM8 160V161H7ZM11 160V162H9ZM17 160V161H16ZM120 160V161H121ZM128 160V161H127ZM251 160V161H250ZM16 161V162H15ZM28 161H30V162H28ZM32 161V162H31ZM44 161H47V158H45L44 159ZM111 161V162H112ZM127 161V162H126ZM130 162V163H129ZM250 162V163H249ZM12 165H11V164ZM13 163H18L17 165L16 164H13ZM92 163V164H93ZM121 162H120V164H122ZM127 163V164H126ZM138 163H139V165H138ZM166 163H167V161H166ZM7 164H10L9 166H8V168H7ZM115 165H116V163H114ZM113 164V165H114ZM122 164V165H123ZM176 164V163H175ZM175 164H173V165H175ZM202 164V165H201ZM248 164V165H247ZM251 164V165H250ZM72 166H71V169H72V171L73 170H75V171H73L74 173H75V175H76V179H78V180H80L82 183H84L83 182V180L84 181H86L87 179L89 180L90 179V176L89 177H87L86 176V173L84 174V171L86 170V168H80L81 167V165L79 164H77V165H73V164H71ZM118 165V164H117ZM133 165H136V166H139V167H144V168H137V167H133ZM143 165V166H142ZM151 165V166H150ZM13 166V167H12ZM204 166L206 167V168H204ZM223 166V165H222ZM251 166V167H250ZM12 169H11V168ZM14 167H15V169H14ZM22 167V168H21ZM75 167V168H74ZM77 167V168H76ZM119 167H120V165H119ZM224 167V166H223ZM38 168V169H37ZM134 168V169H133ZM137 168V169H136ZM8 169H10V170H8ZM14 169V170H13ZM28 169V170H27ZM36 169V170H35ZM136 169V170H135ZM140 169H142V170H140ZM144 169V170H143ZM186 169V170H185ZM207 169V170H206ZM30 170V171H29ZM138 170V171H137ZM199 170V171H198ZM201 170L202 171H204V182L202 181L201 182V180H200V173H201ZM11 172V173H8V172ZM24 171H25V173L27 174H24ZM26 171H28V172H26ZM82 171V172H81ZM134 171V172H133ZM148 171V172H147ZM176 171L174 170V171H172V173H176ZM7 172V173H6ZM20 173L21 175H18L17 176V173ZM36 172V173H35ZM40 172V173H39ZM125 172H126V174H125ZM138 172V173H137ZM145 172H147V174L148 173H150V176H152V174H154L155 176H157V178H158V180L161 182V183H163L164 185H165V187L163 188V189H161V195L160 196H158V197H152V196H149L148 195V197H147V194H145V193H147V192H149V190H151V187H152V185H151V182H152V180H151V178L150 177H148V176H146V173ZM211 172V173H210ZM16 173V174H15ZM18 173V174H19ZM118 173V174H117ZM119 173H120V175H121V173H122V175L120 176L119 175ZM132 173H133V175H135V176H133L132 175ZM222 173V174H221ZM245 173V172H244ZM256 173V172H255ZM13 174V175H12ZM36 174V175H35ZM46 174H49L48 173V171H46ZM82 174V175H81ZM101 174H103L102 176H100ZM108 174V175H107ZM112 174H115V175H112ZM129 174V175H128ZM132 176H131V175ZM208 174V175H207ZM31 175V176H30ZM105 175V176H104ZM117 175V178H119V179H114V178H112V177H114V176H116ZM128 175V176H127ZM149 175V174H148ZM242 175H243V173H242ZM253 175H255L254 173H252V177L251 176H249L248 178H246L244 181H242V183H240L241 185H238L237 184V187H238V189H240V190H237V191H234L235 193H232L233 195H227V197L228 198H230V197H236V199H238V200H241L242 201V199L243 198H245V199H250V201H252L253 202V204H252V202H250L249 200H248V202H250V203H244L245 204V206L246 207H248V208H246L247 209V214L246 215H244L242 218H241V220L239 221V223L240 224H238V226L241 228V226H243L244 225V223L245 224H248V223H250V224H248L249 226H247L248 228H249V233H248V235L246 234V236L244 235L243 237V239L244 240H246V241H250V243L252 242V249L253 248H256V249H259L258 250V253L259 254H264V248H262V245H263V242H264V240H263V237H264V189L261 191V192H263L262 194L260 193V195L258 196H254V198L252 199V198H250L249 196V194H250V192H248V191H250V188L252 189L253 188V185H250V184H253L254 182V179H256V177H257V181L255 180V183H264V171H262V172H260V173H256V175L255 176H253ZM20 176V177H19ZM28 176V177H27ZM79 176V177H78ZM103 176H104V178H103ZM119 176V177H118ZM145 176V177H144ZM186 176V177H185ZM219 176V177H218ZM221 176V177H220ZM26 177V178H25ZM33 179H32V178ZM81 177V179H79ZM87 177V178H86ZM167 177V178H166ZM189 177V178H188ZM195 177V178H194ZM251 177V178H250ZM261 179H260V178ZM29 178H31V179H29ZM84 178H86V179H84ZM105 178H107L106 180H105ZM148 178V179H147ZM164 178V179H163ZM180 178V179H179ZM185 178V179H184ZM218 178V179H217ZM239 178V177H238ZM263 178V179H262ZM60 178H58L57 177V181H61V179L59 180ZM104 179V180H103ZM112 179H114L116 182H118V186H116V187H114V191H117V192H113V189L110 191V189L108 188V185H107V182H111V180ZM125 179H127V180H125ZM208 179V180H207ZM237 178H235V180H236ZM87 180V181H88ZM107 180H109V181H107ZM163 180V181H162ZM219 180V181H218ZM33 181H35L36 182V184L39 186V187H37V189L38 190H40V191H38L37 189V192H41V195H42V197H45V200L43 201V202H45L44 203V205H43V202H41L42 203V205H40L41 203H39V205L40 206H42V207H45V209L44 208H42V207H40L39 205H38V200L36 201V200H32V198H31V196H30V192L28 191L29 190V187H30V182H33ZM69 181V184L67 185V186H69L71 189H72V187L71 186H73L72 184H73V180L71 181V180H68ZM68 181H65V182H67L68 183ZM101 181V182H100ZM124 181H125V183H124ZM215 181V182H216ZM177 182V183H176ZM181 182V183H180ZM208 182V183H207ZM61 183H62V181H61ZM66 183V184H67ZM101 183H102V185H101ZM199 183V184H198ZM203 183V184H202ZM205 183V184H204ZM62 184H64V185H66L65 183H62ZM106 184V185H105ZM187 184V185H186ZM247 184V185H246ZM94 185V184H93ZM167 185V186H166ZM191 185V186H190ZM206 185L209 187V188H207L206 187ZM249 185V186H248ZM185 186V187H184ZM248 186V187H247ZM247 189H246V188ZM115 188H117L116 190H115ZM203 188H205V189H203ZM242 188V189H241ZM263 188H264V186H263ZM118 189H119V191H118ZM200 189H201V191H200ZM208 189H210V190H208ZM35 190V191H36ZM163 190V191H162ZM185 190H187V191H185ZM209 192H208V191ZM215 190V191H214ZM140 191H142V192H140ZM145 191V192H144ZM177 191H178V193H177ZM192 191H194V193L192 192ZM32 192H34V191H32ZM108 192H109V194H108ZM118 192H121V193H118ZM188 192V193H187ZM191 192V193H190ZM206 192H208L207 194H206ZM114 193H115V195H114ZM142 193H144V195H146V196H144ZM205 193V194H204ZM40 194V193H39ZM185 194H187V195H185ZM188 194H190V195H192V196H189ZM41 195L39 196V197H41ZM112 195L114 196V197H112ZM183 195H184V197H183ZM27 196V197H26ZM29 196V197H28ZM144 196V197H143ZM188 196V197H187ZM200 196H203L204 198H205V200H202L201 201V203H200V205H199V198H200ZM243 196V197H242ZM147 197V198H146ZM161 197V198H160ZM164 197V198H163ZM197 197H198V199H197ZM207 197V198H206ZM238 197V198H237ZM107 198V199H106ZM182 198V199H181ZM209 198V199H208ZM78 199L79 200H82L83 198L82 197H78ZM161 201H159V200ZM162 199H164L163 201H162ZM222 199H224V198H222ZM244 199V200H245ZM252 199V200H251ZM43 199H41V201H42ZM48 200V201H47ZM132 200H136L135 202L134 201H132ZM172 200V201H171ZM180 200H182V201H184L185 200V202L183 203L182 202V204H181V201ZM210 201V202H209ZM217 201H219L218 203H217ZM255 201V202H254ZM110 202V203H109ZM140 202V203H139ZM212 202V203H211ZM48 203V204H47ZM136 203L138 204V206L136 205ZM203 203V204H202ZM257 203V204H256ZM97 204V205H96ZM127 204H129L130 206L132 205V208H133V205H134V207L135 208H137V210L136 209H134L133 211H135L134 213L132 212L131 214H130V216H129V219L127 220V222H126V225H128V229L126 230V234H119L118 233V230L116 229V230H114L115 228L113 227V223L117 220V218L119 217V215H121L122 213H128L129 212V210H128V205ZM210 204V205H209ZM212 204V205H211ZM250 204L252 205V206H250ZM49 205V207H47L48 209L46 210V206H48ZM101 205V206H100ZM109 207H108V206ZM114 205V206H113ZM147 205V206H146ZM203 207H202V206ZM105 206V207H104ZM255 206V207H254ZM90 207V208H89ZM103 207V208H102ZM107 207L109 208V209H107ZM115 207V208H114ZM123 207V208H122ZM139 207V208H138ZM146 207V208H145ZM219 207V208H218ZM98 208H100V209H98ZM121 208H122V210H121ZM250 208V209H249ZM14 209V210H13ZM44 209V210H43ZM52 209V210H51ZM117 209L118 210H120V211H117ZM139 209V210H138ZM185 209V210H186ZM219 209V210H218ZM4 210V211H3ZM40 210V211H39ZM18 211V212H17ZM50 212V213H48V212ZM115 211V212H114ZM209 211H210V213H209ZM11 212V213H10ZM46 212V213H45ZM120 212V213H119ZM186 212V213H187ZM212 212V213H211ZM251 212V213H250ZM260 212V213H259ZM185 213V214H186ZM210 215H209V214ZM215 213H216V211H215ZM1 214V213H0ZM41 214V215H40ZM112 214V215H111ZM174 213H172L171 214V218L169 217V220H165V224H164V227H160V228H153V227H151L149 224H143V226L145 225V226H147V227H143L142 226V229L141 230H143V228H145L144 229V231L145 232H147L148 234H153V233H155V236H156V238L158 237V241L156 240V242H154V246L155 247H158V248H154V249H156V250H154L153 252V257L155 258L156 257V254H158L159 253V255L161 254V256H159V255H157V256H159V259L157 258V260H160V258H161V260L160 261H158L157 262V264H168V262H164V261H167V260H169V257L171 256L170 254H166V253H168V251H166V250H169V249H173L172 248V244H171V242L169 241V240H167V239H169V235L168 234H172V235H174L175 236V229H174V227H175V224H177V222H179L178 220H179V218H177L176 219V216H175V214L173 215ZM207 214V215H206ZM250 214V215H249ZM131 215H132V220H133V222L132 221H130L131 219ZM209 215V216H208ZM256 215H257V217H256ZM100 216H101V218H100ZM109 216V217H108ZM134 216H136V219H135V217ZM143 216V217H142ZM206 216H208V217H206ZM247 216H249V218H252V222L250 221V222H248V217ZM251 216V217H250ZM89 217V218H88ZM205 217V218H204ZM88 218V219H87ZM92 218V219H91ZM197 218V219H196ZM254 218V219H253ZM246 219V220H245ZM129 221V222H128ZM167 221V222H166ZM204 222V223H203ZM247 222V223H246ZM241 223H242V225H241ZM137 224H139L138 226H137ZM134 225V226H133ZM132 226V227H131ZM213 226H214V224H213ZM213 226H211L210 227V229H208L209 228V226H207V227H204V228H206V229H204V230H206V231H208V232H205V231H203L202 233H210L211 235H214V237H218V234L219 233H224V235L222 236V235H220V236H222L223 238H221L220 237V239H224L225 237H227L228 235H230V236H232V235H234L233 233H234V230L233 229H228L230 232H228L227 230H225V229H216L215 227L213 228ZM246 226V225H245ZM257 226V227H256ZM253 227V228H252ZM147 229V230H146ZM163 229H165L164 231H163ZM208 229V230H207ZM256 229H258L257 231H256ZM260 229V230H259ZM4 230V231H3ZM55 230V231H54ZM92 230V229H91ZM94 230H96V229H93V232H97V230L96 231H94ZM150 230V231H149ZM152 230V231H151ZM166 230H167V232H166ZM241 230V229H240ZM251 230V231H250ZM254 230V231H253ZM262 230V231H261ZM53 231H54V233H56L55 235H56V237H57V239L54 241V242H52L51 240H49V237L51 236L50 234H51V232H52V234H53ZM104 231H106V229L104 230ZM107 231H106V233H107ZM210 231V232H209ZM128 232V233H127ZM149 232H151V233H149ZM183 232L185 233V232H187V230L185 229V230H183ZM183 232H181V233H183ZM212 232V233H211ZM213 232H214V234H213ZM239 233L241 232V231H238ZM252 232V233H251ZM134 233V234H133ZM136 233V234H135ZM165 233H168L167 234V236H165ZM230 233V234H229ZM110 234V235H109ZM164 234V235H163ZM170 234V235H171ZM216 234V235H215ZM228 234V235H227ZM47 235H48V237H47ZM112 235V236H111ZM162 236V238H161V236ZM3 236V237H2ZM173 237V236H172ZM189 237V238H188ZM3 238H5V239H7V240H4ZM41 238H44V240H41ZM161 238V239H160ZM166 238V240H164V239ZM173 238H176L175 240H177V237L175 236V237H173ZM188 238V240H186ZM231 238H232V240H231ZM237 238V239H236ZM253 240H252V239ZM48 241H47V240ZM116 239H118L117 240V243L119 242V243H121V244H116L115 242H116ZM163 239V240H162ZM186 239H185V241H183L181 244H180V256H181V252L185 249V245H187V243H190L191 245H193V249L195 250V253L197 254V255H199L200 253H199V251H201V248H200V243H199V241H200V239H201V237L200 236H198V235H196V234H188L187 236H186ZM216 239V238H215ZM214 239V241L212 240V244L210 243V245H211V249H210V252L208 253V254H204V257L203 258H200L199 260H197V261H195V262H192L193 264H205V263H215L216 261H221L222 259L220 258L221 257V253H223L224 251H225V249L227 248H230L231 246H233V245H235L236 243H238L239 242V240L240 239H242V236H236L235 238L234 237H228V238H225L224 239V241L223 242H219V240L217 241V240H215ZM229 239V240H228ZM239 239V240H238ZM242 239V240H243ZM27 240V241H26ZM159 240H160V242H159ZM231 240V241H230ZM241 240V241H242ZM41 241H43V242H41ZM165 241V242H164ZM187 241V242H186ZM226 241V242H225ZM161 242H163L164 244L165 243H168V244H165V245H167V246H169L167 249H165V247H164V245H162L161 244ZM185 242V243H184ZM216 242H218L217 244H216ZM225 242V243H224ZM257 243V244H256ZM119 245V246H118ZM121 245V246H120ZM157 245V246H156ZM159 245H160V247H159ZM199 245V246H198ZM254 246V247H253ZM171 247V248H170ZM184 247V248H183ZM74 249L75 251H73V252H71L72 251V249ZM76 248V249H75ZM199 248V249H198ZM225 248V249H224ZM126 249V250H125ZM128 249V250H127ZM249 248H247V250H248ZM12 250V251H11ZM198 250V251H197ZM224 250V251H223ZM229 250V249H228ZM254 250V249H253ZM4 251H6L7 252V254H6V252H5V254H4ZM10 251H11V253H10ZM76 251H78V253H76ZM81 253H80V252ZM117 251V252H116ZM122 251V252H121ZM159 251V252H158ZM161 251V252H160ZM186 251V250H185ZM223 251V252H222ZM124 252H125V255H124ZM157 252V253H156ZM254 252H256L257 253V251H254ZM67 253H69V255L67 254ZM84 253V254H83ZM137 253V254H136ZM256 253H254V254H256ZM257 253V254H258ZM16 254V256H14ZM17 254H18V257H17ZM36 254V255H35ZM71 254L73 255V256H71ZM74 254H76V255H74ZM78 254V255H77ZM155 254V255H154ZM164 256H163V255ZM254 254H252V256L254 255ZM65 255V256H64ZM166 255V256H165ZM182 255L184 256V251L182 252ZM217 255V256H216ZM119 256V258H117ZM168 256V257H167ZM26 257V258H25ZM145 257V258H144ZM214 257V258H213ZM4 258H5V260H4ZM8 258H10V260L8 259ZM64 259V260H63ZM119 259H121L122 260V263H121V260H119ZM146 259V260H145ZM213 260H216L215 262L213 261ZM3 261V262H2ZM80 261V262H79ZM130 261V262H129ZM141 261V262H140ZM170 261V260H169ZM2 262V263H1ZM117 262H116V264H117ZM120 262V263H119ZM125 262V263H124ZM140 262V263H139ZM262 261H252L250 264H264L263 262L261 263ZM192 263H189V264H192Z\"/></svg>", "mask_w": 264, "mask_h": 264}]
</instances>
